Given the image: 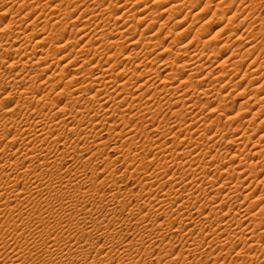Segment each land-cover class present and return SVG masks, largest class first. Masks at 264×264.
Returning <instances> with one entry per match:
<instances>
[{
  "label": "rangeland",
  "instance_id": "1",
  "mask_svg": "<svg viewBox=\"0 0 264 264\" xmlns=\"http://www.w3.org/2000/svg\"><path fill=\"white\" fill-rule=\"evenodd\" d=\"M8 1V2H7ZM6 2L4 1V2H1L0 3V12L1 11H4V12H9L10 14H8V15H6L5 17L6 18H4V25L3 26H6L5 24H7L6 22H8L9 21V23L7 24V25H11V26H9L8 27V29L7 28H4L2 25L0 26V28L2 29V27H3V29H2V31H1V33H0V35L2 36V35H5L6 37H8V36H10V34H11V37L13 36L14 37V33H16L15 35H17L19 32V30L20 31H22V30H30L31 29V26L34 24L35 26H36V30H37V27H38V29L40 28V31H41V29H43V28H41L42 26H43V24H45V25H47V26H45V28H46V30H47V27H49V32H48V30H47V33H48V35H50L51 36V34H49V33H52V31H55V29L57 28V29H59V25H61L62 23L61 22H63V18H65V17H63V16H65V15H68V16H66V18L65 19H67L65 22H66V24H65V22H63V24L61 25V27H60V29H59V31L58 32H60V30H61V32H62V30H63V28L65 29L63 32H66V37H68L69 38V40H68V46L65 48V49H67V50H65V49H63V50H65L64 52H63V50L62 51H58V52H56V54H57V56H52V59H51V57H49V58H47L46 59V61L44 62H42L41 64H40V66H36L35 68H34V70H33V72L35 71V73L36 74H38V75H40L41 74V69L43 68H45L44 70H46V71H48L47 72V74H48V76L50 75V74H53L52 72H54L55 70H57L54 74H53V76H55V77H53L52 79H50V81L48 80V82H46L47 80V75H46V72H43V75L41 74V77L40 76H38V82H40V83H42V81L43 82H45L46 83V85H45V83H43L42 84V91H40V93H36L35 95L36 96H38V97H40V96H42V94L41 93H47V90L49 91V90H51L52 88H54V86H53V82L55 83V82H57V84H56V87H55V89H56V91H57V89H58V87H59V89L65 84V82L67 81V78H68V86L69 87H71L70 89H73V88H75V83H76V81L77 82H80L79 84H81L80 85V87H81V89L79 90V91H76V93L75 92H72V93H74L73 94V96H72V94L71 93H68L67 94V92L65 93V94H63L64 96L62 97V99L59 101V100H57L56 101V104H61V105H63L64 103H69L68 104V110L70 111V110H74L75 108H78L79 106H78V104L76 103V101H74L76 98L78 99V96H79V94H80V97L79 98H82V99H85V97L87 98L89 95H88V93H87V87H85V85H86V83L85 84H82V81H88V82H90L91 81V79H90V75H85V73H83L84 75H82L81 73L84 71V70H86V68H84V69H82V70H74L75 68H77L76 66H78V65H76V63H77V61L78 62H82L83 60H85V56L83 55L82 56V54H80V58H79V56L77 55V54H79V53H81V51L83 50V49H85L87 46H88V44H84V43H87V41L89 42V40H85L84 39V37L86 38V39H90V37H91V39L90 40H92V39H95V38H97V37H99V36H101V35H99V34H101V33H105V34H109L110 32H109V30L110 29H105L104 27L103 28H101L102 26H100V24H98V23H95V21H91V20H89L90 18L89 17H91V16H93V14L95 13V11H96V13L94 14V15H96V14H98V12L100 11L99 9V7L97 6L96 8H95V6L93 7V6H91L88 10L86 9L87 8V4L86 5H84L85 3H88L89 2V5L90 4H93L94 3V1L93 2H91V0H7ZM9 1H11V2H9ZM34 2V4H33V2ZM48 1V2H47ZM61 1V2H60ZM85 1V2H84ZM105 1L106 2H111V0H104V3H105ZM126 1V0H125ZM124 1V2H125ZM135 0H129L128 2L129 3H131V2H133V3H135L136 1L137 2H141V0H136L135 2H134ZM153 1V2H152ZM150 0V5H152L151 7H148V5H143L144 7H148L147 8V10H150V11H147V13H150L152 10L153 11H155V10H157V9H159L158 10V12H154V14L153 15H151L148 19L146 18V20L144 21V23H142V22H140V23H138L137 24V26H138V29H139V31H137L138 33H136V35H134V37L136 38H138V36L140 35V33L141 32H143V30H144V33L146 32V34H154V31H155V33H157V38H159L160 40L159 41H164L163 42V44H160L159 46H160V48H158L159 46H157V48H156V46H153V43L152 44H148L147 43V41L148 40H144V42H143V40H142V42H140V45H138V46H142V44H143V46L142 47H145L146 46V48L149 46L150 48L151 47H154V49L152 48V54L154 53V55H152V57H154L155 56V53H156V55L157 56H159L158 54V52H162L163 50L162 49H164L165 50V48L167 49V47H166V45L171 41V40H173V39H175L176 37H180L181 36V34L180 35H177L181 30H184L185 29V27L186 26H188L189 27V29H188V31L186 32V37L184 36L183 38H181V39H183V40H180L182 43H178V45L177 46H179V47H176V45H174V47H169V48H173L172 50L171 49H167V53H165V55L164 56H159L158 57V60H156L155 62L157 63V61H158V63L157 64H155V62H153L154 64L153 65H150V67L151 66H153L152 68H150L149 67V69H147V70H145V71H148V70H150V69H153V70H156V68H160L161 66L164 68L165 67V65L164 64H166L165 63V61L164 60H167V57L169 58V57H172V58H170V59H172V60H174V62L176 63V61H177V64H175V63H173L172 62V60H170V59H168V61L171 63H167V64H169V69L170 68H174L173 70H175V68H176V70L175 71H173L172 70V72L171 71H169V73H171V74H173V72L174 73H177L178 72V69H179V72H178V74H179V76L175 79V80H173V84L171 85V84H169V87L171 88V90H169V94L168 93H166L165 94V98H162V100L160 99V101L158 100V101H153V102H151V106L153 107V109H152V111H154L155 109H158V112H157V115L156 116H154V117H157V118H151L150 116V119H148V117L147 118H145L144 119V121L145 122H143V117L141 116L142 114H143V112L140 114V111H137V110H134L133 108H130L129 109V112H128V110H127V112H126V114H125V111L123 112L124 114H122V113H120V115H118V116H116V117H113L112 118V120L113 121H121V123H122V120H123V118H122V115L125 117V119H126V117H127V119H129V121H130V123H129V125L128 126H125L126 128H124L123 129V127L124 126H122V124L120 125L121 127H119V129H117V131H116V133H112V134H110L109 135V133H107V132H105V133H102V135H104V138H106V139H104L106 142H108V144L106 145V147H104L105 148V150H104V152H103V154L102 155H100V156H98L95 160H97L94 164H92V169H90L89 167H88V172H87V174H88V176H95L96 174H95V172H97V174H99V173H103L104 172V170H106V171H108L106 168H107V166L110 164V166L108 167V168H112L111 170H118V172H116V173H113L112 174V179H111V181L110 182H107V184L105 185V184H103L102 185V187L99 185V184H95L94 186H97V187H99V191H100V193H104V194H106V192H107V194H109V192L110 191H112V190H114V189H116L118 186V189L117 190H121L120 192H122V194H120V199L118 198V199H116V200H112L111 201V198H108L107 197V199H101V200H96V202H95V204H93L94 203V201L92 202L91 201V205L93 206H91V205H89V206H91V207H89L88 205H86V203L84 204V203H82L81 202V204H80V202H79V204L81 205H79L77 202V200H79V201H86L87 200V198H84L83 199V196H82V198L78 195L77 196V192L75 191V189H74V185L73 184H69L68 185V208H70V209H68V216H67V214H65L64 215V213L63 214H61L63 217H60L61 215H59V214H57V213H59L58 212V209L57 208H60L59 207V203H60V198H58L59 196H60V189L58 190L57 188H59V186L58 185H56L55 187H54V189L52 190H48V189H46V185H45V182L43 183V181L44 180H40V184H41V188H42V193L43 192H45V195H44V193L42 194V196H43V199H39V196H35V195H32V194H34V193H30V188H29V186L28 185H26L27 183H26V181H24L23 182V180H22V182L19 184V187H17V188H12L11 189V192H10V190L8 191V193L6 192L5 193V195L4 196H2V197H0V201L2 202H0V204H1V206H0V208H1V210H0V256L2 255V256H4L3 258L2 257H0V264H59V261H55V263H54V261H52L51 260V258L49 257L50 255H49V253H47L46 251L49 249V251L50 252H54V253H56L59 249H60V247L61 248H63L64 246V244H65V240H66V238H67V234L65 233V231H63V233H62V230L61 229H59V228H54L55 226H56V224H57V222H58V225L60 226V227H65L66 229H68V238H67V240H68V256L70 255V252H71V250H72V255H70L71 257H72V259H70L71 257H68V264H264V249H263V247H264V222L261 224V223H259V222H257V221H259V219H257V218H260L261 217V215H254L255 213L256 214H258V211H259V208L262 206V205H257V206H255L254 208H252V210L248 213V212H246L245 210H247L249 207H248V205H250L251 204V202H254V201H252V200H255V201H257V199H256V197L258 196H260V193H261V195H264V193H263V191H264V182H261V179H262V181H264V156H256V157H252V159H251V161H250V163L249 164H251V162H253L254 164H256L255 166H260V167H258V169H259V173L257 174V175H251V173H247V171L243 174V175H241V177H240V175L238 174L239 172H244L245 170H243L244 169V167H241V168H237V169H235L236 170V172L237 173H235L234 175H233V177H231L232 178V181H234L233 183H232V181L231 180H229V181H227L228 179V175L223 171L224 170V168H227V167H225V166H227V165H229V164H225L226 162H227V160L229 161V159L232 157V159L234 158V157H238V156H235V155H237V154H239L240 152L242 153V151L243 150H245L246 148L245 147H243V146H241V143L240 142H233V139H235V138H233V136L234 135H236L233 131L235 130V128H238V129H240V131H242V129H243V131H244V129H246V128H248L249 127V129H251L252 127L254 128V126H255V130H256V126H258L259 125V122H260V124H261V121H263L264 119V115H261V116H256L255 115V112H257V110H258V107H259V105H257V107H252V108H244L243 107V109H242V107H240L241 106V103L244 101V100H250V103H251V105H252V103H255L256 101H257V98H264L263 96H264V0H197V1H199V2H197V1H193V0H184V2H183V0H159V1H157V0ZM175 1H180L181 2V4L179 3L178 5H177V7L178 6H183L184 8H185V10H184V8L182 7V8H180V9H175V11L173 12V14H172V12H171V14H172V16L174 15V14H176L177 16L178 15H180V16H176V15H174V17H171L169 14H170V12H168L169 14H166V13H162V11H163V9L164 10H166V9H169V8H171L172 6H174V4L176 5V2ZM186 1V2H185ZM189 1V2H188ZM192 1V2H191ZM208 1V2H207ZM210 1V2H209ZM30 3V5H34V6H30V8L31 9H29V4L28 5H25V3ZM40 4H42V5H40ZM43 2H44V4H43ZM47 2V3H46ZM58 2H60L61 4H58ZM63 2V3H62ZM76 2V3H75ZM118 2H120L119 4H121L122 3V5L123 4H125V3H123V0H118ZM156 2V3H155ZM191 2V3H190ZM196 2V3H195ZM218 2H225V5L224 4H221V6L223 5V7H217L218 9H216V5H217V3ZM2 3H3V5H2ZM13 3V4H12ZM81 3V4H80ZM84 3V4H83ZM101 3H103V0L101 1ZM115 3V2H114ZM113 3V5H115L114 7L112 6V8L114 9H112L113 10V13L114 14H116V13H118V14H116V16L113 18V19H115V18H117V15L119 16H121V12H122V16H123V11L125 10L124 8H117L119 5L117 4V6H116V4H114ZM132 3V4H133ZM199 3V5H197ZM23 4H24V6H25V9H23L24 8V6H23ZM48 4V5H47ZM56 4H58V5H56ZM63 4V5H62ZM76 5V7H75V5ZM95 4V3H94ZM193 4V7L191 6ZM216 4V5H215ZM36 5H37V12H35V10H36ZM47 6V8H44V7H46ZM60 5V6H59ZM81 8V10H79V8H78V6ZM81 5V6H80ZM83 5V6H82ZM187 5V6H186ZM190 7H189V6ZM205 5V6H204ZM38 6H41V7H38ZM73 6L75 7V8H73ZM86 8H85V7ZM227 6V7H226ZM10 7V8H9ZM53 7V8H52ZM61 7V8H60ZM188 7V8H187ZM199 7V8H198ZM224 7H226V8H224ZM7 8L9 9V10H7ZM13 8V9H12ZM34 8H35V10H34ZM39 8H40V10H39ZM42 8H44L43 10H42ZM71 8V9H70ZM83 8V9H82ZM93 8H95L94 9V11H93ZM116 8V9H115ZM189 8H194V9H189ZM197 10H196V9ZM228 8H229V10H228ZM11 9V10H10ZM61 9V10H60ZM64 9H66V10H64ZM76 9V10H75ZM86 9V10H85ZM92 10V12H91V10ZM123 9V10H122ZM139 9H143V7H142V5H141V7L139 8ZM155 9V10H154ZM184 11H183V10ZM189 11V10H191L192 12L191 13H193V15L190 13V15L188 14L189 12L187 11V10ZM199 9V10H198ZM224 9V10H223ZM25 10V11H24ZM29 10V11H28ZM45 10V11H44ZM47 10V11H46ZM63 10V11H62ZM72 10V11H71ZM79 10V11H78ZM86 12H85V11ZM90 10V11H89ZM116 10V11H115ZM122 10V11H121ZM178 10H179V12H178ZM226 10H228L227 12L228 13H226ZM27 11H28V13H27ZM43 11H44V13H43ZM70 11V12H69ZM195 11V12H194ZM197 11V12H196ZM223 11H224V13L226 14H224L223 13ZM14 12H15V14H14ZM23 12V13H22ZM27 13V17H25V16H23L24 14H26ZM54 12V13H53ZM61 14H60V13ZM63 12H64V14H63ZM72 12V13H71ZM85 12V13H84ZM91 12V13H90ZM43 13V14H42ZM47 13V14H46ZM50 13V14H49ZM57 13V14H56ZM69 13V14H68ZM92 14V15H90V14ZM178 13V14H177ZM181 13V14H180ZM13 14V15H12ZM37 14H41L40 15V17H39V15H37ZM45 14V15H44ZM82 14V15H81ZM188 16H187V15ZM201 14V15H200ZM12 16L11 18L13 19V21H11L10 20V16ZM32 15V16H31ZM47 15V16H46ZM51 15V16H50ZM88 15H89V17H88ZM148 16H149V14H147ZM169 15V16H168ZM195 15V16H194ZM196 15H198L199 17L197 18L196 17ZM252 15V16H251ZM8 16V17H7ZM14 16V17H13ZM23 16V17H22ZM35 16H37L36 18H35ZM45 16V17H44ZM57 16V17H56ZM58 16H60V19H58L59 17ZM86 16V17H85ZM140 15H138V18H140L139 17ZM176 16V17H175ZM185 16V17H184ZM231 16V17H230ZM18 17V18H17ZM24 17H25V19H24ZM48 19H47V18ZM61 17H63L62 19H61ZM77 17H81L80 19L78 18L77 19ZM83 17V18H82ZM87 17H88V20H87ZM107 17V16H106ZM124 17H125V19H126V15L124 14ZM142 17H144V15L142 16ZM170 17H171V19H170ZM194 17H196V19L194 18ZM224 17V18H223ZM19 18H21L20 19V21L18 20ZM43 18V19H42ZM47 19V21H48V23H46L47 21H45L46 19ZM167 18V19H166ZM193 18V19H192ZM232 18V19H231ZM5 19H6V21H5ZM25 21H24V20ZM30 19V20H29ZM33 19L35 20L34 22H33ZM39 21H38V20ZM64 19V20H65ZM70 19V20H69ZM76 19V20H75ZM87 21H86V20ZM128 19V18H127ZM126 19V20H127ZM156 19V20H155ZM176 19H179L178 21H182L183 23H181V24H178V21L176 20ZM184 19V20H183ZM228 19V20H227ZM235 19H237V20H235ZM8 20V21H7ZM16 20V21H15ZM17 20H18V22H17ZM32 20V21H31ZM51 20V21H50ZM55 20H57L56 22H55ZM62 20V21H61ZM75 20V21H74ZM148 20H149V22H148ZM153 20L155 21V22H153ZM164 20H167V22L168 23H166V21H164ZM169 20V21H168ZM232 20H233V22H232ZM235 20V21H234ZM21 21H24L23 23L21 22ZM36 21H37V23H36ZM41 21H43V22H41ZM50 21V22H49ZM53 21H54V24L53 25H51L52 23H53ZM163 21H164V23H163ZM193 21V22H192ZM2 22V23H3ZM11 22H13L14 24H12ZM20 22H21V24H20ZM25 22H26V24H25ZM29 22L31 23L30 25H28L29 24ZM45 22V23H44ZM52 22V23H51ZM112 22H113V20H112ZM176 22V23H175ZM33 23V24H32ZM37 25H36V24ZM60 23V24H59ZM89 23V24H88ZM91 23V24H90ZM131 22H127V24H125V25H122V27H119V31L118 32H123V30L125 31V30H127V29H129V24H130ZM133 23H135V22H133ZM151 23H154L153 25L151 24ZM164 25H163V24ZM175 23V24H174ZM193 23V24H192ZM239 23H241V24H239ZM18 24V29H16L17 28V26L16 25ZM19 24H20V26H19ZM69 24V26H67ZM227 24H229V25H227ZM15 26V29H14V26ZM33 25V27H35ZM39 25V26H38ZM64 25H66V27H64ZM85 25H87L86 27H85ZM126 25L127 26H129V27H127V29H126ZM149 25V26H148ZM192 25V26H191ZM13 26V27H12ZM41 26V27H40ZM52 26V27H51ZM56 26V27H55ZM84 27V28H81V27ZM96 26V27H95ZM237 26V27H236ZM22 27V28H21ZM53 27H55V28H53ZM93 27V28H92ZM124 27V28H123ZM188 27H186V28H188ZM262 27V28H261ZM10 28V29H9ZM26 28H28V29H26ZM44 28V29H45ZM52 30H51V29ZM76 30H75V29ZM81 28V29H80ZM107 28V27H106ZM161 30H160V29ZM235 28V29H234ZM5 29V30H4ZM73 29V30H72ZM80 29V30H79ZM83 29V30H82ZM84 29H85V31L86 32H84ZM120 29H123L122 31H120ZM245 29V30H244ZM4 30V31H3ZM71 30H72V32H71ZM82 30V31H81ZM97 30V31H96ZM134 29H132V31H133ZM200 30V31H199ZM202 30V31H201ZM15 31H17V32H15ZM37 31H39V30H37ZM78 31V32H77ZM111 31V30H110ZM131 31V30H130ZM141 31V32H140ZM197 31H199L198 32V34L199 35H202L201 37H203L204 36V38L203 39H205V41H207L208 39L210 40V39H213L214 41V43H216V42H218V45H221V47H223L224 49L222 50V52L219 50L218 51V53H216V55L215 54H209L210 56L211 55H213V56H211V58H214V59H212V61H213V63H212V61H211V58L210 57H208V59L209 60H206L207 58H205L203 61H204V65H203V67L205 68V66H206V68L205 69H207V70H205L204 71V68L203 67H201V68H199V71L201 72L200 73V75H199V77H193L192 78V81L191 80H188V81H186L185 79H187L186 77H187V75L189 74L188 72H190V71H188L187 70V68H186V66L188 67V64L190 65L191 64V61H190V53L192 52L191 50H193V47H194V45H193V47L192 46H190V48H188V49H190V50H188L187 48V50L188 51H191V52H188L186 49L185 50H181L180 51V47H182V45L184 44V43H189V41L191 40L190 39V37L192 38L193 36H194V34H195V32H197ZM70 34H68V33ZM83 32V33H82ZM202 34H201V33ZM5 33V34H4ZM9 33V34H8ZM46 33V34H47ZM95 33V34H94ZM116 33V32H115ZM7 34H8V36H7ZM68 34V35H67ZM81 34V35H80ZM84 34H85V36H84ZM209 34V35H208ZM0 36V37H1ZM78 36V37H77ZM82 36H84V37H82ZM90 36V37H89ZM92 36H94V37H92ZM114 36H118L117 34H114ZM206 36H208V37H206ZM13 37L12 38H10V40L11 39H13ZM39 37V36H38ZM38 37H37V35H36V37H35V39L34 40H37L38 39ZM52 37V36H51ZM119 37V36H118ZM189 37V38H188ZM212 37V38H211ZM37 38V39H36ZM40 38V37H39ZM76 38H80V39H76ZM81 38H83V40H81ZM167 38V39H166ZM208 38V39H207ZM72 39V40H71ZM188 39H189V41H188ZM74 40H78L77 41V43L74 41ZM123 40V39H122ZM125 40V39H124ZM129 40V39H128ZM155 40V39H154ZM70 41V42H69ZM72 41V42H71ZM82 41H84V42H82ZM127 40H125V44H124V50H125V53L124 54H129V52H130V49H132V48H130V47H128L127 45L129 44L128 42H130V41H127ZM179 41V42H180ZM183 41H184V43H183ZM36 42V41H35ZM155 42V41H154ZM168 42V43H167ZM47 43V42H46ZM82 44V46H83V44L84 45H86V46H83V49H82V46H81V44ZM142 43V44H141ZM225 44V45H224ZM227 44V45H226ZM34 45H35V43H34ZM48 45H50L49 44V42H48ZM48 45H46L45 43L43 44V46L44 47H42L43 49H45L46 50V48L48 47V49L43 53V55H41V53H38V54H40V55H36V56H42L43 58H45L44 56L46 55L45 53H47V51H54V48H53V46L52 45H50V46H48ZM78 45H80V46H78ZM185 45V44H184ZM165 46V47H164ZM225 46V47H224ZM50 47V48H49ZM52 47V48H51ZM75 47V48H74ZM228 47V48H227ZM230 47V48H229ZM129 48V49H128ZM53 49V50H52ZM87 49V48H86ZM115 49V48H114ZM113 49V50H114ZM178 51H177V50ZM199 49H200V46H199ZM201 49H203V48H201ZM251 49V50H250ZM112 50V49H111ZM169 50H171V51H169ZM50 51V52H51ZM75 51V52H74ZM77 51H78V53H77ZM80 51V52H79ZM154 51H156V52H154ZM187 52V54H185L186 52ZM170 54H169V53ZM180 52H182V53H180ZM28 53V52H27ZM53 53V52H52ZM52 53H50V54H52ZM67 55H66V54ZM69 53V54H68ZM158 53V54H157ZM177 53V54H176ZM63 54V55H62ZM170 55V56H167V55ZM185 54V55H184ZM67 56L66 58H67V60L69 59V56H70V60H72V61H67V60H65L64 61V59H62L61 61H59L58 62V60H59V58H62V56ZM77 57V61H73V59H72V57H75V56ZM188 55V56H187ZM218 55V56H217ZM23 56V57H22ZM20 58L19 57H16L17 59H16V61L17 60H22V62H24V61H26V59H24L26 56L27 57H30L31 55H29V53L27 54V55H25V57H24V55H22ZM214 56H217V57H214ZM13 56H9V57H7L6 58V60H5V62L4 63H1L0 64V69H2V71H3V69H5V70H7V71H12V72H19V70L21 69V67H18L19 65L17 64V66H15V68L13 67V69H12V67H8L9 65H8V63H7V61H9V60H12L13 58H12ZM32 57V56H31ZM30 57V59H32V60H34L33 58H31ZM55 57V58H54ZM75 57V58H76ZM83 57V59H81ZM100 57V58H99ZM124 57H126L125 55H120L118 58V60L121 62V65L122 64H126L127 62H129V61H125V60H123V58ZM163 57V58H162ZM164 57H166V58H164ZM189 57V58H188ZM55 60H54V59ZM107 58H108V55L107 54H102V53H100L99 54V56L97 55L96 57H95V59H94V62H102V63H105L106 61L105 60H107ZM159 58H162V59H159ZM228 58V59H227ZM232 58V59H231ZM24 59V60H23ZM49 59V60H48ZM164 59V60H163ZM48 60V61H47ZM52 60V61H51ZM54 60V61H53ZM57 60V61H56ZM75 60V59H74ZM224 60V62L227 60L228 61V64H227V62L226 63H224V62H222ZM58 63H56V62ZM63 61V62H62ZM105 61V62H104ZM136 60H132V62H135ZM162 63H160V62ZM163 61H164V63H163ZM185 61H187L188 62V64H187V62H185ZM190 61V62H189ZM207 61H209L210 62V64H209V62L207 63ZM52 62V66L51 67H53V68H50V67H48V65H50V63ZM65 62V63H64ZM66 62H68V65L69 64H71V66L69 65L68 66V70L66 71V74H68V75H61L60 77H59V75H60V73L58 74V70H60L59 69V67L61 68V66H63V65H65L66 64ZM131 62V63H132ZM184 63L183 65H184V67L186 68H184L183 69V67H180V65L181 66H183L182 65V63ZM206 62V63H205ZM231 62V63H230ZM46 63V64H45ZM48 63V64H47ZM173 63V64H172ZM220 63V64H219ZM221 63H223L224 64V66H223V64H221ZM233 63H235V64H233ZM72 64H75V65H72ZM78 64V63H77ZM159 64H161V66L159 65ZM174 64H175V67H174ZM180 64V65H179ZM233 64V66H231ZM250 64V65H249ZM3 67H2V66ZM42 65V66H41ZM54 65V66H53ZM121 65L119 66V68H121ZM172 65V66H171ZM177 65H178V69H177ZM221 65H222V67H221ZM242 65V66H241ZM249 65V66H248ZM46 66V67H45ZM59 66V67H58ZM103 66H105V65H103ZM160 66V67H159ZM211 66V67H210ZM221 68H220V67ZM39 67V68H38ZM156 67V68H155ZM160 68V70L161 71H163V68ZM180 67V68H179ZM207 67H209V68H207ZM8 68H10L11 70H9ZM46 68H48V69H46ZM58 68V69H57ZM182 68V69H181ZM190 67H188V69H189ZM203 68V69H202ZM219 68V69H218ZM39 69V70H38ZM165 69V68H164ZM225 71H224V70ZM50 70V71H49ZM74 70V71H73ZM182 70V71H181ZM186 70V71H185ZM203 70V71H202ZM212 70H214L212 73L210 72V71H212ZM256 70V71H255ZM258 70V71H257ZM39 71V72H38ZM41 71V72H40ZM181 71V72H180ZM184 71V72H183ZM209 73H208V72ZM227 71V72H226ZM216 72V73H215ZM74 73H76V74H74ZM79 73V74H78ZM226 73V74H225ZM45 74V75H44ZM55 74H57V75H55ZM72 74H74L76 77H74L75 79H77V80H75V83H71V81H69L70 79H71V75ZM81 74V76H80V78H78L79 77V75ZM182 74V75H181ZM211 74V75H210ZM218 74H219V77H218ZM223 74V75H222ZM233 74V75H232ZM162 75H165V73H163L162 72ZM203 75V76H202ZM207 75V76H206ZM64 78H63V77ZM78 76V77H77ZM82 76H85V77H82ZM166 76V75H165ZM223 77V78H222ZM225 77V78H224ZM228 77V78H227ZM46 78V79H45ZM56 78V79H55ZM60 78H61V80H60ZM62 78H63V81H62ZM220 78V79H219ZM43 79V80H42ZM120 79V78H119ZM200 79V80H199ZM8 80V79H7ZM64 80H65V82H64ZM144 80V78L143 77H141V78H137V80H135V81H139V82H142ZM182 80H183V82H182ZM229 80V81H228ZM232 80V81H231ZM62 83H61V82ZM120 81V80H119ZM118 81V82H119ZM263 82V83H262ZM8 83V82H7ZM7 83H4V88H2V92L0 93V100H1V98L2 97H4L5 96V92H9V90H10V88L11 87H9V85L10 86H12L13 85V83H12V85L11 84H7ZM58 83H59V85H58ZM64 83V84H63ZM158 84H159V82H158ZM183 84H185V85H183ZM186 84H187V86L189 85V87L188 88H190V89H188L187 88V86H186ZM7 85V86H6ZM45 85V86H44ZM50 85V86H49ZM62 85V86H61ZM83 85H84V87H83ZM44 86V87H43ZM49 86V87H48ZM51 86H52V88H51ZM180 88H179V87ZM184 86V87H183ZM197 86V87H196ZM260 86V87H259ZM6 87V88H5ZM8 87V88H7ZM43 88H45L44 90H43ZM48 88V89H47ZM186 88V89H185ZM193 88V89H192ZM196 88V89H195ZM257 88V90H259L260 92H257V94H252L253 93V89H256ZM58 89V90H59ZM92 89L93 88H89V92H91L92 91ZM183 89V90H182ZM198 89V90H197ZM206 90V93H207V91H208V93L206 94L205 93V91H204V94H206V95H204L203 93H201L203 90ZM208 89V90H207ZM262 89V90H261ZM3 90H5V92H3ZM7 90V91H6ZM68 90H69V88H68ZM179 90V91H178ZM185 90H187L188 91V95H185V96H182L183 97V101L182 100H179L178 101V103H176L177 102V100L178 99H180L181 97H180V95L181 94H183V92L185 93ZM197 90V91H196ZM253 90V91H252ZM44 91V92H43ZM170 91H172V92H170ZM183 91V92H182ZM232 91V92H231ZM84 92V93H83ZM86 92V93H85ZM240 92H242V93H240ZM243 92H246L245 93V95L244 96H242L244 93ZM53 93V92H52ZM77 93H79V94H77ZM227 93V94H226ZM262 93V94H261ZM173 94H175L174 96H173ZM88 95V96H87ZM256 95V96H255ZM68 96V97H67ZM73 97L72 99H70L71 97ZM77 96V97H76ZM170 96V97H169ZM180 98H179V97ZM247 96V97H246ZM261 96V97H260ZM14 97V98H13ZM75 97V98H74ZM167 97V98H166ZM64 98V99H63ZM189 98V99H188ZM198 98V99H197ZM170 99V100H169ZM177 99V100H176ZM221 101H220V100ZM223 99H225V100H227L228 102L226 103V105H227V107H226V105L224 104V102L222 101ZM17 100V98H15V95L14 96H11L10 97V99H8V102L10 101V103H6V105L7 104H11L12 106L15 104V101ZM63 100V101H62ZM65 100H66V102H65ZM70 100V101H69ZM79 100V99H78ZM87 100V99H86ZM166 100V101H165ZM168 100V101H167ZM172 100V101H171ZM171 101V103H173L172 105L173 106H171V104L169 103ZM198 101V102H197ZM234 101V102H233ZM5 102V101H4ZM12 102V103H11ZM58 102H60V103H58ZM160 102V103H159ZM185 102V103H184ZM187 102V103H186ZM220 102H221V104H220ZM222 102H223V104H222ZM34 104H32L31 103V105L32 106H35V102H33ZM162 103V104H161ZM184 103V104H183ZM235 103V104H234ZM54 105L53 106V108H56V107H58V105ZM70 104H72V105H70ZM186 104V105H185ZM199 104V105H198ZM218 104V105H217ZM234 106H233V105ZM240 104V105H239ZM6 105H4V108H5V106ZM11 105H10V107H11ZM154 105V106H153ZM157 105V106H156ZM176 105V106H175ZM196 105V106H195ZM202 105V106H201ZM217 105V106H216ZM238 105H239V107H238ZM0 106H1V104H0ZM52 106V105H51ZM56 106V107H55ZM60 106V105H59ZM70 106V107H69ZM122 106V107H121ZM120 107L121 108H118L117 107V105H115V107L117 108V110L120 112L121 110L120 109H123V106H124V104H122ZM163 106V107H162ZM188 106V107H187ZM195 108H194V107ZM231 106H233V107H231ZM3 107V106H2ZM1 107V108H2ZM75 107V108H74ZM126 107V106H125ZM124 107V108H125ZM182 109H181V108ZM186 107H187V110H186ZM190 107V108H189ZM193 107V108H192ZM225 107H226V109H225ZM74 108V109H73ZM115 108V109H116ZM172 108V109H171ZM189 108V109H188ZM231 110H230V109ZM241 108V109H240ZM7 108H5L4 109V111L6 110ZM79 109V108H78ZM170 109V110H169ZM178 109V110H177ZM182 110V112H181V110ZM191 109H193V110H191ZM212 109V110H211ZM224 109V110H223ZM227 109H229V110H227ZM234 110V113H232V111ZM238 109H239V111H238ZM160 110V111H159ZM180 110V114L181 115H179V113L178 112H175V111H179ZM192 112V113H190V111ZM225 110H227V111H225ZM137 114H135L134 112ZM172 111L176 114H178V115H176V118L174 117V116H172V115H175V114H172ZM188 111V112H187ZM225 112H227L226 114H225ZM229 112L230 113H232V114H229ZM131 113V114H130ZM135 114V116H134V114ZM184 114V116H183V114ZM197 113V114H196ZM199 113V114H198ZM201 113V114H200ZM122 114V115H121ZM191 114V115H190ZM195 114V115H194ZM254 114V115H253ZM264 114V113H263ZM100 115H102V114H100ZM133 115V116H132ZM140 115V118L139 117H137V116H139ZM197 115V117L196 118H193V116L195 117ZM198 115H199V117L201 118H199L198 117ZM201 115V116H200ZM213 115V116H212ZM91 116H93V115H91ZM217 116V117H216ZM236 116V117H235ZM95 117V116H94ZM99 117V116H98ZM97 117V118H98ZM134 117V118H133ZM186 117V118H185ZM189 117H190V120H189ZM203 117H205V119L203 118ZM254 117V118H253ZM256 117V118H255ZM138 118V119H137ZM175 118V119H174ZM184 118V119H183ZM194 119V121H193V119ZM203 118V119H202ZM214 119V121H212L213 119ZM218 118V119H217ZM262 118V119H261ZM126 119V120H127ZM152 119H154L153 121L155 122H152ZM181 119V121H179ZM183 119V120H182ZM197 119H200L199 121L201 122H198V120ZM207 119V120H206ZM218 120V121H216V120ZM251 119V120H250ZM142 120V123L140 122ZM148 120H149V122H148ZM151 120V121H150ZM186 120V123H185V125H181V124H184V121ZM197 120V121H196ZM117 121V122H118ZM176 121V122H175ZM179 121V122H178ZM195 121H196V123L198 122V124L196 125V123H195ZM204 121H207L206 123L204 122ZM212 121V122H211ZM216 121V122H215ZM118 122V123H119ZM180 122H182V123H180ZM189 122H191V123H193L192 125H191V127L192 128H190V124H189ZM213 122H215V123H213ZM136 123V124H135ZM165 123V124H164ZM202 123H203V125H202ZM241 123V124H240ZM148 126H147V125ZM176 124V125H175ZM195 124V125H194ZM204 124H205V127H204ZM209 124V125H208ZM212 124V125H211ZM213 124H215V125H213ZM256 124V125H255ZM50 125H51V123H50ZM146 125V126H145ZM175 125V126H174ZM179 125V126H178ZM194 125V126H193ZM208 125V126H207ZM239 126V127H237V126ZM73 125H71V126H69L68 127V131L66 130L65 132L66 133H64V139H65V141H67V142H65L64 140H62L61 139V141H58L59 143L57 144V148L56 149H60V151L57 153V154H59V158L60 159H64V158H66V159H64L63 160V162H62V164L61 163H59V165L61 166H59L58 167V169H57V167H55L56 168V170H55V168H53V169H51V171L54 173V174H56V175H53V176H57L58 175V173H59V175L60 174H66V173H68V176L69 177H71V174H72V176H75V175H77V173L78 172H83L82 171V169L84 170L85 168L83 167V161H85L86 159H88V157H84L85 159L84 160H82V159H78V157L76 156V153H73V151H75V149H81V148H83V147H81L80 148V146H83L82 144L85 142L84 141V139H83V141L84 142H80V140H78V141H75L74 140V138H75V133L74 132H72V131H70L69 130V128L70 127H72ZM181 126V127H180ZM184 128H183V127ZM200 126V127H199ZM209 127V129H207V127ZM212 126V127H211ZM252 126V127H251ZM132 127V128H131ZM135 127V128H134ZM144 127V128H143ZM162 127V128H161ZM170 127H171V129H170ZM180 127V128H179ZM190 128V130L188 129V128ZM196 127H197V129H196ZM233 127V128H232ZM241 127V128H240ZM244 127V128H243ZM174 128V129H173ZM187 128V129H186ZM207 129V131H206V129ZM220 128V129H219ZM251 129V130H254V129ZM123 129V130H122ZM144 129V130H143ZM167 129H169L168 131H167ZM179 129V130H178ZM180 129H181V131H180ZM196 129V130H195ZM205 129V130H204ZM257 129H258V127H257ZM133 130V131H132ZM165 130H166V135H164L165 134ZM171 130V131H170ZM179 132H178V131ZM193 130V131H192ZM231 130V131H230ZM118 131H119V133H118ZM120 131H123L122 132V134H120L121 132ZM129 131H132V133L129 135L128 133H130ZM137 131V132H136ZM149 131V132H148ZM177 132V133H175V132ZM188 131V132H187ZM239 131V132H240ZM128 132V133H127ZM168 132V133H167ZM205 132V133H204ZM207 132V133H206ZM247 132H249L250 133V130H247ZM73 133V134H72ZM123 133H125V134H123ZM160 133V134H159ZM162 133H164V134H162ZM186 133V134H185ZM190 133V134H189ZM192 133V134H191ZM204 133V134H203ZM215 133H216V135H215ZM218 133V134H217ZM10 134H13V132H10ZM114 134H116V136H114ZM120 134V135H119ZM134 134V135H133ZM164 135V137L162 136V135ZM181 134V135H180ZM189 134V135H188ZM194 134V135H193ZM206 134V135H205ZM209 134V135H208ZM118 135V136H117ZM127 135V136H126ZM128 135L130 136V137H128ZM159 135V136H158ZM186 135V136H185ZM199 135H201V137L198 139V137L196 138V136H199ZM204 135V136H203ZM223 135H225L224 137H223ZM65 136H67L66 138H65ZM112 136V137H111ZM146 136V137H145ZM190 136H191V138H193L194 140H195V138L197 139V141L195 142L194 140H191V138H190ZM212 136V137H211ZM214 136V137H213ZM241 136V135H240ZM133 137V138H132ZM160 137V138H159ZM203 137V138H202ZM204 137H205V139H204ZM208 137H210L211 138V140H210V138H208ZM222 137V138H221ZM129 138V139H128ZM157 140H156V139ZM183 138H185V139H183ZM206 138H207V140L208 141H206ZM216 138V139H215ZM130 139H132V140H130ZM218 139V140H217ZM231 139V140H230ZM110 140V141H109ZM130 140V141H129ZM165 140V141H164ZM191 142V144H192V142L194 143L193 145L196 147H194L193 145L191 146V144H190V142ZM216 141V142H214V141ZM221 140H223V141H221ZM64 141V142H63ZM162 141V142H161ZM163 141H164V143H163ZM218 141H219V143H221V144H219L218 143ZM227 141V142H226ZM231 142L232 144H230L229 142ZM147 142V143H146ZM207 142H209V143H207ZM224 142H226V143H224ZM254 142H255V140H254ZM66 143V144H65ZM81 143V144H80ZM157 145H156V144ZM179 143V144H178ZM188 143H189V146H188ZM215 143H217V144H215ZM233 143H234V145H233ZM18 144H19V142H18ZM63 144V145H62ZM132 144V145H131ZM151 144H153V145H151ZM210 144H214V146H212V147H214V148H212V147H210ZM220 145V147H219V145ZM239 144H240V146H239ZM263 144H264V142L261 144V146H263ZM65 145V146H64ZM217 145V146H216ZM227 145V146H226ZM243 145V144H242ZM14 146H17L16 144L14 145ZM64 146V147H63ZM95 146V145H94ZM94 146L93 147H91V149H89V151H91L92 150V152L94 151ZM114 146H120V147H118L119 148V150L121 149V148H123V149H121L120 151H121V153H120V151H117V150H115L114 149ZM131 146V147H130ZM161 146H162V148H161ZM169 146V147H168ZM191 146V147H190ZM244 146H246L245 144H244ZM253 146V144H250V146H249V150H251V148H253L252 147ZM79 147V148H78ZM129 147V148H128ZM185 147V148H184ZM221 147H222V149H221ZM240 147V148H239ZM53 148V147H52ZM113 148V149H112ZM242 148H244V149H242ZM9 149H11V148H9ZM8 149V150H9ZM66 149V150H65ZM72 149H74V150H72ZM183 149V150H182ZM198 149V150H197ZM207 149H208V151H207ZM212 149H213V152H212ZM242 149V150H241ZM8 150H7V152H8ZM53 150V149H52ZM63 150H65V151H63ZM164 152H163V151ZM218 151L217 153H215L216 151ZM222 150V151H221ZM241 150V151H240ZM15 151V150H14ZM57 151V150H56ZM64 153V154H66V156H64V154H63V156H61L62 155V152ZM124 151V152H123ZM129 151V152H128ZM166 151V152H165ZM184 151V152H183ZM188 151V152H187ZM190 151V152H189ZM220 151V152H219ZM236 151H238L237 153H236ZM240 151V152H239ZM68 152H69V154H68ZM129 153V154H126V153ZM169 152V153H168ZM179 152H181V154L182 155H180L179 156ZM208 152H211V153H208ZM244 152V151H243ZM165 154V155H167V157L165 156V155H163L162 157H161V154ZM185 153V154H184ZM191 153V154H190ZM206 153V154H205ZM215 153V154H214ZM236 153V154H235ZM241 153H240V155H241ZM38 154V153H37ZM79 154H80V152H79ZM105 154V155H104ZM121 154V155H120ZM173 156H171V155ZM184 154V155H183ZM209 154V155H208ZM215 155V157L213 158V156ZM67 155H69V156H67ZM107 155V156H106ZM130 155V156H129ZM136 155V157L135 158H137V159H133L132 158V156L134 157ZM174 155H176V160L174 159L175 157H174ZM200 155H203V156H200ZM205 155V156H204ZM207 155V156H206ZM212 155V156H211ZM239 155V156H240ZM44 157L43 158H45L44 160H43V158H42V160H40L39 162H35L34 163V165L36 166H39L41 163H43V161H48V163L50 164H52V160L50 159V158H48V160H47V158H46V156L45 155H43ZM72 156V157H71ZM75 156L77 157V158H75ZM85 156H87V154L85 155ZM103 156V157H102ZM155 156V157H154ZM159 158H157V157ZM171 156V157H170ZM183 156H185V157H183ZM219 156V157H218ZM64 157V158H63ZM75 159H74V158ZM110 157V158H109ZM166 158V159H164V158ZM198 157V158H197ZM201 157V158H200ZM131 158V159H130ZM139 158H140V160L141 159H143V161L141 160V163L139 162L140 160H139ZM154 158V159H153ZM157 160H156V159ZM168 158V159H167ZM172 158V159H171ZM185 160H189V162L188 161H185ZM192 158H193V160H192ZM203 158V159H202ZM211 158H213V159H211ZM220 160H219V159ZM102 159V160H101ZM108 159V160H107ZM130 159V160H129ZM170 159L172 160V162L170 161ZM180 159H183V160H180ZM214 159H216V160H214ZM223 159V160H222ZM227 159V160H226ZM128 160V161H127ZM132 160H134V164L133 163H131L132 162ZM135 160H138V161H136L135 162ZM145 160V161H144ZM149 160V161H148ZM152 160L154 161V162H152ZM191 160V161H190ZM201 163V161H204V162H202V164H200L198 161ZM217 160H218V162H217ZM231 160V159H230ZM42 161V162H41ZM107 163V165H106V163ZM108 161V162H107ZM161 161V162H160ZM163 161H165V163L163 162ZM166 161H167V163H166ZM181 161V162H180ZM192 161H194V162H196V163H194V162H192ZM225 163H224V162ZM77 164H76V163ZM148 162V163H147ZM159 162H160V164H159ZM163 162V163H162ZM170 162H171V164L172 165H170ZM174 162V163H173ZM176 162V163H175ZM186 163V166H185V163ZM193 163V167H192V164H189V163ZM212 162V163H211ZM220 162V163H219ZM222 162H223V164H225V166H224V168H222V169H219L218 167H219V165H222ZM258 162H259V164H258ZM37 163V164H36ZM40 163V164H39ZM116 163V164H115ZM129 163H131V164H133V166H132V168L130 169V168H128V167H130L131 165L129 164ZM136 163H137V165H136ZM140 163V164H139ZM152 163V164H151ZM162 163V164H161ZM184 163V164H183ZM209 163V164H208ZM30 163H28V165H29ZM32 164V163H31ZM98 164V165H97ZM105 165V167H104V165ZM142 164H144V166L145 167H149V166H151L152 165V167H149L147 170H142V169H145V168H143L142 166V168H141V170H138L139 168H140V165H142ZM149 164V165H148ZM157 164H159L158 166H160V168L158 169V166H156ZM164 164L166 165V164H168V165H166V166H164ZM181 164H183L184 166H182ZM188 164V165H187ZM196 164V165H195ZM198 164H200L199 165V167L201 166L202 167V170L198 167ZM211 164V166H209ZM102 165V166H101ZM129 165V166H128ZM163 165V166H162ZM189 165H191L190 167L191 168H189ZM206 165H208V167L206 166ZM135 166H138V167H136V169H135ZM198 167V168H194V167ZM207 168H205V167ZM66 167H67V169H66ZM104 167V168H103ZM161 167L162 168H164V167H166V170H164V169H161ZM168 167V168H167ZM183 167H185V168H183ZM187 167V168H186ZM72 168V169H71ZM99 168V169H98ZM154 168V169H153ZM193 168V169H192ZM205 168V169H204ZM48 170L50 169V167L49 168H47ZM47 169L45 170V172H44V174H46L48 171H47ZM71 169V170H70ZM101 169V170H100ZM130 169V170H129ZM167 169H168V171H167ZM183 169V170H182ZM187 169V170H186ZM194 169L196 170V172H194ZM198 169V170H197ZM239 169V170H238ZM67 170H68V172H67ZM73 170V171H72ZM74 170H75V172H74ZM77 170V171H76ZM90 170H93V171H90ZM136 172H135V171ZM138 170V171H137ZM150 172H149V171ZM161 170V171H160ZM185 170V171H184ZM191 170V171H190ZM199 170H201L200 172H199ZM217 170H219V171H217ZM47 171V172H46ZM50 171V173H49V175L50 176H52V172ZM72 171V172H71ZM99 171V172H98ZM141 171V172H140ZM147 171H148V173H147ZM154 171H156L155 173H157V174H155V173H152V172ZM170 171V172H169ZM182 171H183V173H188L189 171V173L187 174V176L188 177H186V175L184 174H182ZM61 172V173H60ZM110 172V171H109ZM126 172V173H125ZM144 172L146 173V175L144 174ZM165 172H166V174H165ZM168 172V173H167ZM192 172V173H191ZM204 172V173H203ZM52 173V174H51ZM71 173V174H70ZM84 173V172H83ZM138 173V174H137ZM149 173H151V175L149 174ZM161 173H163V174H161ZM194 173V174H193ZM222 174V176H221V174ZM39 174V173H38ZM75 174V175H74ZM148 174H149V177H148ZM155 174V175H154ZM161 174V175H160ZM164 174H165V176H164ZM183 175V178H182V175ZM191 174V175H190ZM198 174V175H197ZM205 175V176H203V175ZM238 174V175H237ZM107 174H105V176H106ZM144 175V176H143ZM157 175V177H155ZM164 177H163V176ZM172 175H174V176H172ZM191 176V179H190V176ZM195 175H197V176H195ZM200 175H202V176H200ZM224 175H225V177H224ZM249 175H251V176H255V178H253V177H250ZM153 176V177H152ZM160 176V177H159ZM195 178H197V179H195ZM231 176H232V174H231ZM248 176V177H247ZM114 177H115V180H114ZM152 179H156L155 181L154 180H152ZM172 177H174V178H172ZM180 179H179V178ZM214 179H212V178ZM239 177V178H238ZM142 178V179H141ZM146 178H148V179H146ZM161 178V179H160ZM172 178V179H171ZM176 178V179H175ZM184 178H186L185 180H184ZM193 178V179H192ZM224 178H226L227 180H225ZM244 178H246V179H244ZM250 178V179H249ZM260 178V179H259ZM41 179H42V177H41ZM141 179V180H140ZM162 179H164V180H162ZM177 179H178V183H177ZM182 179V180H181ZM200 179V180H199ZM215 179H217V180H215ZM237 179H238V181H237ZM240 179V180H239ZM251 179H252V181L253 182H251ZM256 179V180H255ZM172 180V181H171ZM175 180H176V182H175ZM190 180H192V181H190ZM193 180H198V181H196V183H195V181H193ZM202 180V181H201ZM244 180H246V185L245 186H243V187H241V191H240V193H238L236 196H235V198H233V201H232V199H225V196H224V194L223 195H221L220 194V196H218L217 198H216V200H214L213 199V197H211L210 196V200L207 198V196L205 195V191H207V192H209V191H212L214 188H219V186H223V184L225 185V184H228L229 185V187H230V185H231V187H233V184H237V182L239 183V181L240 182H242V181H244ZM249 180V181H248ZM42 181V182H41ZM115 182V187H113V185L112 184H114V182ZM118 181V182H117ZM152 181V182H151ZM164 182V187H163V182ZM168 181V182H167ZM184 181V182H183ZM226 183H225V182ZM261 183H260V182ZM113 182V183H112ZM117 182V183H116ZM145 182H148V183H145ZM150 182V183H149ZM155 182V183H154ZM165 182H167V183H165ZM172 182H173V185L172 186H170L171 184H172ZM188 182V183H187ZM194 183V185H193V183ZM201 182V184L199 185V183ZM213 182H216V183H218L217 185V187L215 186V187H212V183ZM220 182V183H219ZM228 182V183H227ZM252 184H251V183ZM109 183V184H108ZM162 183V184H161ZM211 183V184H210ZM149 184L150 185H154L153 186V195L155 194L157 197H158V199L160 200V201H162L161 203L162 204H165L166 203V206H168L169 204L171 205V201H173L174 202V200L175 199H177V200H175V202H174V205L176 206H174L173 208H169L170 209V211L168 210V207H167V212H166V210H161V211H157V214L159 213L160 215L159 216H161V217H159V219L160 220H158V221H156V219H155V216H152V215H155V214H153L152 213V215L150 214V212L148 213V211H147V213L146 214H149L150 216H151V218L149 217L148 218V220H147V225H146V222H141L142 220H141V218H143V217H141V216H139V215H143V216H145L146 214H140L139 213V207H144L143 205L145 204V201H146V198L147 199H150V197H148L147 195V192H148V190L149 189H146L145 190V193H144V197H142V198H140V196L139 195H141L142 196V192L144 191V189H142L143 188V186H144V188L145 187H147L146 185H148L149 186ZM166 184V185H165ZM183 184H184V186H183ZM219 184H221V185H219ZM263 184V185H262ZM111 185V186H110ZM158 185V186H157ZM169 187H168V186ZM174 185H178V186H174ZM185 185H186V187H185ZM191 187H190V186ZM249 185V186H248ZM74 190H72V189H70V187ZM108 186H110L111 187V189H110V187H108ZM160 186V187H159ZM188 186V187H187ZM194 186V187H193ZM201 186V187H200ZM246 186H248V188L249 189H246ZM26 187H28V188H26ZM45 187V188H44ZM159 187V188H158ZM163 189H162V188ZM167 187V188H166ZM170 187L171 188H173V191H175V192H173L171 189H170ZM179 187V188H178ZM182 187V188H181ZM245 187V188H244ZM7 188H9V187H7ZM6 188V189H7ZM22 188V189H21ZM25 188V189H24ZM40 188V189H41ZM188 188V189H187ZM192 188V190L191 191H197L198 192V190L197 189H199V192L197 193V194H199V197H200V200L201 201H199V200H196V201H192L193 203H191L190 204V206L189 207H187V205L185 206V204H181V203H185L184 201L189 197L188 196V194H190V189ZM205 188V190H202V189H204ZM212 188V189H211ZM17 189H18V191H17ZM27 189V190H26ZM39 189V190H40ZM44 189V190H43ZM172 191H170V190ZM181 189H182V192H185L186 191V193H183L182 194V192H181ZM209 189H211V190H209ZM243 189V190H242ZM14 192H13V191ZM25 190V191H24ZM47 190V191H46ZM70 190H72V191H70ZM102 190V191H101ZM110 190V191H109ZM184 190V191H183ZM249 190V191H248ZM253 190H255V191H253ZM22 191V192H21ZM26 191H29V194H31V196H28L29 194H28V192H26ZM48 191H50V193H51V195H50V193L48 192ZM126 191V192H125ZM140 191H141V193H140ZM165 191H167V193L165 192ZM169 191H170V193H169ZM180 193H178V192ZM189 191V192H188ZM250 191H253L254 192V194H253V192H252V194H249V193H251ZM18 192H20V193H18ZM23 192H25V194L23 193ZM71 192H73L72 194H71ZM138 192V193H137ZM160 192H162L161 193V195L163 194V196H161L160 195ZM202 192H204V193H202ZM243 192V193H242ZM249 194V195H247V193ZM16 193V194H15ZM46 193H48V194H46ZM75 193V194H74ZM177 193H178V196L179 197H176V198H174L175 197V195L177 196ZM11 194H13V195H11ZM14 194L15 195H18V198H20V197H22V198H24V200L23 199H18L17 198V196H14ZM19 194H22V195H19ZM26 196H24V195ZM38 194V193H37ZM111 194V193H110ZM126 194V195H125ZM129 194H131V195H129ZM158 194V195H157ZM167 194V195H166ZM170 194V195H169ZM186 194V195H185ZM10 195V196H9ZM52 195H54V197H53V199H52V202L54 203V204H56V206H55V210L54 211H52L51 213L49 212V210H48V208H46L47 207V203L45 204V202H46V200H45V202H44V199H46L48 196H52ZM124 195V196H123ZM134 195V196H133ZM170 197H169V196ZM183 195V196H182ZM201 195V196H200ZM204 195H205V198H204ZM246 195V196H245ZM6 196H7V199L6 200H4L5 198H6ZM12 196H14L13 198H12ZM166 196H168V198H170V199H172V200H170V199H168V198H166ZM187 196V197H186ZM223 196V197H222ZM245 196V197H244ZM248 196H251V197H249V199L247 198V199H245L246 197H248ZM10 197V198H9ZM34 198V201L32 200L33 198ZM76 197V198H75ZM77 197H78V199H77ZM172 197V198H171ZM257 197V198H258ZM263 198H264V196H262ZM4 198V199H3ZM18 199L17 201L19 202V200H20V203H18L16 200H11V199ZM27 198V199H26ZM31 198V199H30ZM37 200H36V199ZM162 198H164V199H162ZM167 199V201H166V199ZM183 198V199H182ZM202 198V199H201ZM253 198V199H252ZM4 201H3V200ZM9 199V200H8ZM48 199H49V197H48ZM56 199L58 200V201H56ZM71 199V200H70ZM77 199V200H76ZM109 199V200H108ZM123 199V200H122ZM174 199V200H173ZM179 199V200H178ZM181 199L183 200V201H181ZM224 199V201H226V202H224V201H222ZM235 199V200H234ZM259 199V198H258ZM28 200V201H27ZM34 202V204L31 202ZM41 200V201H40ZM74 200V201H73ZM119 200H120V202H119ZM139 200V201H138ZM170 200V201H169ZM188 200V199H187ZM239 200V201H238ZM244 200V201H243ZM21 201H22V203H21ZM105 201H107V202H105ZM118 201V202H117ZM121 201H122V203H121ZM144 201V202H143ZM206 201H207V203H206ZM215 201V202H214ZM220 201H222L221 203H220ZM236 201V202H235ZM7 202V203H6ZM11 202V205H9V203ZM14 202V203H13ZM17 202V203H16ZM57 202V203H56ZM76 202V203H75ZM111 204H110V203ZM147 202V201H146ZM164 202V203H163ZM181 202V203H180ZM195 202V203H194ZM213 202V203H212ZM219 202V203H218ZM228 202V203H227ZM242 202V203H241ZM4 203V204H3ZM5 203H6V205H5ZM24 203V204H23ZM26 203V204H25ZM28 203V204H27ZM29 203H31L32 205V209H30V204ZM114 203V204H113ZM117 203H119V204H117ZM148 203V202H147ZM169 203V204H168ZM210 203H211V205H210ZM255 203V202H254ZM8 204V205H7ZM20 206H19V205ZM178 204H180V205H178ZM196 204V205H195ZM200 206H199V205ZM215 204V205H214ZM220 205V208L221 207H224V208H222V210H221V216H223L224 215V213H228L229 211H228V207H230V205H231V207H234V209L233 208H231V209H233V211L232 212H230V216L228 217V219H230L231 220V218H233L232 220H234L235 221V219L236 220H238L239 218V220L238 221H233L234 223H241L242 221L244 222H242L243 223V225H244V227L245 226H250V228L248 227H245V228H247L248 229V232L250 233V232H252V231H254L255 232V235L257 236V238H256V240L254 241V242H251L250 241V243L247 245V247H243V243L241 242V243H238L237 244V246H236V249H232V245L230 246H225V247H223L222 246V238L221 237H223L222 235L220 236L219 234H221L218 230H216L217 232H219V233H216V231H213L211 228H210V226L207 224L206 225V230L205 231H201V233H200V227L201 226H198L197 225V223H198V221H196L197 220V216H200V214L201 213H203V215L205 214H208V211L212 208V207H214V206H218V205ZM237 206V207H235V205ZM239 204V205H238ZM241 204H242V206H241ZM2 205H4L3 207H2ZM14 205V206H13ZM28 205V206H27ZM36 205V206H35ZM58 205V206H57ZM73 207H71V206ZM79 205V206H78ZM84 205H85V208H83L84 207ZM97 207H96V206ZM169 205V206H170ZM177 205L178 206H180V207H177ZM192 205L193 206H195V207H193V209H192ZM11 207L10 208V210H9V208H7V207ZM19 208H18V207ZM35 206V207H34ZM42 206V207H41ZM74 206H76V207H74ZM185 206V207H184ZM201 206H204V207H202V208H204L205 210H203L202 208H201ZM205 206H207L206 208H205ZM210 206H212V207H210ZM239 206V207H238ZM12 207H15V208H12ZM182 207V208H181ZM191 207V208H190ZM198 207H200V208H198ZM245 207H247V209H244ZM2 208H7V210L5 209V210H3ZM88 208V209H87ZM98 208V209H97ZM148 208H150V207H148ZM175 208H177V211H178V209H179V213L182 215V214H185L184 216H181L179 213H176L175 214V211H176V209ZM189 208V209H188ZM226 208V209H225ZM239 208V209H238ZM11 209H12V211L14 212H12L11 211ZM14 209H16V210H14ZM29 209V210H28ZM83 209V210H82ZM87 209V210H86ZM174 209V210H173ZM181 209H183V210H181ZM230 209V208H229ZM236 209V210H235ZM238 209V210H237ZM241 209H243L242 211H240ZM8 210H9V212H8ZM25 210H28V211H25ZM34 211V212H32V211ZM72 210V211H71ZM96 210V211H95ZM103 210V211H102ZM187 210H189V211H187ZM191 210V211H190ZM22 211V212H21ZM24 211V212H23ZM43 211V212H42ZM174 211V212H173ZM176 211V212H177ZM182 213H181V212ZM187 211V212H186ZM238 211V212H237ZM241 213H240V212ZM17 212H18V214H17ZM26 212H28V213H26ZM54 212H56V213H54ZM118 212V213H117ZM164 212V213H163ZM166 212V213H165ZM172 212V213H171ZM199 214H198V213ZM223 212V213H222ZM238 214H237V213ZM244 212L246 213V214H244ZM8 213V214H7ZM11 213V214H10ZM13 213V214H12ZM43 213V214H42ZM49 213V214H48ZM53 213V214H52ZM139 213V215H137ZM161 213H162V215H161ZM192 213V214H191ZM232 213H234V215L232 214ZM236 213V214H235ZM252 213H254L253 215H252ZM9 214H10V219H12L11 220V222H10V219H9ZM21 214V215H20ZM23 214V215H22ZM28 214V215H27ZM104 214V215H103ZM114 214V215H113ZM188 214L190 215L191 214V216H189L188 217ZM239 214H241V215H239ZM244 214V215H243ZM16 215V216H15ZM31 215V216H30ZM33 215V216H32ZM40 217H38V216ZM87 215V216H86ZM177 215H179V216H181V218L183 219V220H185L184 222H183V220H182V222H180L181 221V218H176L175 219V217H178ZM203 215L201 214V216H200V218H202L203 217ZM205 215H204V217H205ZM234 217H233V216ZM236 215V216H235ZM246 215V216H245ZM250 215V216H249ZM19 216V217H18ZM47 216V217H46ZM50 216V217H49ZM52 216V217H51ZM55 216H57V218L55 217ZM58 216H59V218H58ZM147 216V215H146ZM174 216V217H173ZM238 216V217H237ZM241 216V217H240ZM254 216V217H253ZM256 216V217H255ZM263 217L261 218L262 220L264 219V215H262ZM17 217V218H16ZM22 217V218H21ZM23 217H24V219H23ZM28 217V218H27ZM38 217V218H37ZM45 217V218H44ZM136 217V218H135ZM186 217V218H185ZM231 217V218H230ZM236 217V218H235ZM8 218V219H7ZM27 218V219H26ZM61 218V219H60ZM64 218V219H63ZM85 218H87V219H89V221H90V224H89V226H88V228L87 227H85L84 226V223H85V221H84V219ZM185 218V219H184ZM193 218H195L194 220H193ZM244 218V219H243ZM6 219V220H5ZM16 219H18L17 220V222H16V220L14 221V220ZM19 219H20V221H19ZM21 219H23L24 220V222L21 220ZM32 221H31V220ZM46 219V220H45ZM55 219V220H54ZM58 219V220H57ZM63 219V220H62ZM111 219V220H110ZM136 221H135V220ZM140 219V220H139ZM151 219V220H150ZM153 219H154V221H153ZM180 219V220H179ZM9 220V221H8ZM61 222H60V221ZM78 220V221H77ZM123 220V221H122ZM139 220V221H138ZM188 220V221H187ZM242 220V221H241ZM245 220V221H244ZM5 221V222H4ZM15 223H17V224H15ZM64 221V222H63ZM153 221V222H152ZM160 221V222H159ZM166 221V222H165ZM167 221H170V222H168L167 223ZM256 221V222H255ZM32 222V223H31ZM43 222V223H42ZM46 222V223H45ZM60 222V223H59ZM66 222V223H65ZM72 222V223H71ZM97 222V223H96ZM139 222V223H138ZM149 222V223H148ZM151 222H152V224H151ZM161 222H162V224H161ZM163 222H164V224H163ZM176 222V223H175ZM196 222V223H195ZM24 223V224H23ZM92 223V224H91ZM142 223H144V224H142ZM157 223V224H156ZM161 224L163 227V229L161 228V225L160 226H158L159 224ZM167 223V224H166ZM172 224V226H171V228H173L172 230L170 229V230H168V231H170V232H168V231H166L167 230V228L169 229L170 227H168L169 225L168 224ZM179 223V224H178ZM12 224H14V225H12ZM18 224H19V226H18ZM21 224V225H20ZM27 224V225H26ZM38 224V225H37ZM62 224L64 225V226H62ZM67 224H69L68 226H67ZM107 224V225H106ZM113 224V225H112ZM170 224V225H171ZM181 224V225H180ZM186 224V225H185ZM259 224V225H258ZM4 225H6V226H4ZM9 225V226H8ZM11 225V226H10ZM55 225V226H54ZM70 225H71V227H70ZM100 225V226H99ZM167 225V226H166ZM176 225V226H175ZM178 225L179 226H181L180 228H182L181 230H180V228L178 227ZM12 226H13V228H12ZM31 226V227H30ZM54 226V227H53ZM75 226V227H74ZM115 226V227H114ZM167 228H166V227ZM182 226H184V227H182ZM199 228H198V227ZM255 226H256V228H255ZM17 227H19V228H17ZM42 227V228H41ZM193 227H195V228H193ZM254 227V228H253ZM5 228V229H4ZM24 228V229H23ZM53 228V229H52ZM113 228V229H112ZM165 228V229H164ZM177 228H179V229H177ZM189 228V229H188ZM198 230H197V229ZM210 228V229H209ZM244 228V229H245ZM9 229V230H8ZM12 229V230H11ZM19 229V230H18ZM31 229V230H30ZM58 229L60 230V231H58ZM160 229H161V231H160ZM186 229V230H185ZM192 230V229H195L194 230V234L193 233H190L191 231H189V230ZM250 229L252 230V231H250ZM2 230V231H1ZM16 230V231H15ZM28 230V231H27ZM48 230V231H47ZM177 230V231H176ZM179 230L180 231H182L180 234H178L179 233ZM183 230H184V232H183ZM188 230V231H187ZM211 230V231H210ZM15 231V232H14ZM21 231V232H20ZM168 233V238L170 237V239H168L169 241H171V242H169L168 240H166L165 242H161V239H162V237L165 235V233ZM187 231V232H186ZM61 232V233H60ZM158 232V233H157ZM160 232V233H159ZM161 232H163V233H161ZM189 232V233H188ZM205 232V233H204ZM210 232V233H209ZM43 233V234H42ZM46 233V234H45ZM157 233V234H156ZM187 233V234H186ZM212 233V234H211ZM46 236H45V235ZM51 236H50V235ZM100 234V235H99ZM160 235V237H158L159 235ZM181 234H184V235H181ZM191 234V235H190ZM18 235V236H17ZM23 235V236H22ZM32 235H34V236H32ZM62 235H64V236H62ZM66 235V236H65ZM179 235H180V237H179ZM194 235V236H193ZM59 236V237H58ZM157 236V237H156ZM167 236V235H166ZM184 236V237H183ZM186 236V237H185ZM213 236V237H212ZM219 237V238H216V237ZM255 236V237H256ZM24 237V238H23ZM30 237V238H29ZM41 237V238H40ZM46 237V238H45ZM66 237V238H65ZM244 238L245 237H247V235H246V233H244V236H243ZM259 237V238H258ZM33 239V240H32ZM40 239V240H39ZM59 239V240H58ZM154 239V240H153ZM212 239V240H211ZM216 239V240H215ZM218 239V240H217ZM221 239V240H220ZM257 239L259 240V241H263V242H260L259 243V241H258V244H256L257 243ZM31 240V241H30ZM38 240V241H37ZM48 240V241H47ZM55 240V241H54ZM160 240V241H159ZM183 240V241H182ZM238 240V239H237ZM37 241V242H36ZM187 241H189V242H187ZM190 241H192L191 242V244H190ZM198 241V242H197ZM215 241V242H214ZM218 241V242H217ZM52 242H53V245H52ZM57 242V243H56ZM77 242V243H76ZM205 242V243H204ZM211 242V243H210ZM28 243V244H27ZM42 243H43V245L44 246H42ZM46 243H49V244H47V245H45ZM153 243V244H152ZM171 243V244H170ZM187 243V244H186ZM194 243H195V245H194ZM237 243V242H236ZM251 243H252V245H251ZM263 243V244H262ZM51 244V248L50 247H48L49 245ZM177 244V245H176ZM193 244V245H192ZM243 244V245H242ZM254 244H255V246H254ZM3 245V246H2ZM18 245V246H17ZM38 245V246H37ZM54 245H56V246H54ZM71 245H73V246H71ZM171 245V246H170ZM192 245V246H191ZM198 245V246H197ZM203 245V246H202ZM260 245H261V247H260ZM21 246V247H20ZM26 246V247H25ZM31 246V247H30ZM189 246V247H188ZM194 246H196L195 247V249L197 250H199V252L198 251H196L195 253H192V254H187L189 251H190V248L192 249ZM252 246V247H251ZM35 247V248H34ZM45 247H47V248H45ZM58 247V248H57ZM69 247L70 248H72V249H69ZM200 247V248H199ZM223 247V248H222ZM251 247V248H250ZM256 247V248H255ZM259 247V248H258ZM20 248V249H19ZM24 248V249H23ZM188 248H189V251H188ZM250 248V249H249ZM258 248V249H257ZM262 248V249H261ZM4 249V250H3ZM30 249V250H29ZM40 249V250H39ZM52 249H53V251H52ZM194 249V248H193ZM192 249V250H193ZM260 249V250H259ZM57 250V251H56ZM61 250V249H60ZM75 250V255H74V253H73V251ZM183 252H182V251ZM239 250V251H238ZM255 250H258V251H255ZM262 250V252H260ZM18 251H20V252H18ZM31 252V253H34V254H31V253H29V252ZM34 251V252H33ZM175 251V252H174ZM250 251V252H249ZM3 254H2V253ZM6 252V253H5ZM24 252H25V254H24ZM42 252V253H41ZM58 252H60V251H58ZM186 252V253H185ZM213 252V253H212ZM256 252H257V254H256ZM19 253V254H18ZM21 253H23L24 255H22ZM27 253H28V255L29 256H27ZM38 253H40V254H38ZM180 253H184V256L186 255V257L184 258V259H188V260H186V262H185V260L184 261H182V259L181 258H179V259H177L178 257H179V254ZM197 253V254H196ZM17 254V255H16ZM21 254V255H20ZM36 254V255H35ZM38 254V255H37ZM46 254H48V258H47V255ZM240 254V255H239ZM20 255V256H19ZM44 255V256H43ZM13 256V257H12ZM15 256H19L20 257V259H19V257L18 258H16ZM23 258H22V257ZM31 256V257H30ZM75 256V257H74ZM12 257V258H11ZM33 257V258H32ZM47 259H46V258ZM74 257V258H73ZM175 257V258H174ZM14 258H16L15 260H18V261H15V263H14ZM41 258V259H40ZM44 258V259H43ZM206 258V259H205ZM3 259V260H2ZM36 259V260H35ZM46 259V260H45ZM77 259V260H76ZM175 261H174V260ZM181 259V260H180ZM205 259V260H204ZM51 260V261H50ZM75 260V261H74ZM95 260L98 262H95ZM127 260V261H126ZM33 261V262H32ZM72 261V262H71ZM173 261V262H172ZM177 261V262H176ZM180 261H182V262H180ZM20 262V263H19ZM31 262V263H30ZM58 262V263H57ZM70 262V263H69ZM176 262V263H175Z\"/></svg>",
  "mask_w": 264,
  "mask_h": 264
},
{
  "label": "bare ground",
  "instance_id": "2",
  "mask_svg": "<svg viewBox=\"0 0 264 264\" xmlns=\"http://www.w3.org/2000/svg\"><path fill=\"white\" fill-rule=\"evenodd\" d=\"M6 2L7 0H0V3L1 2ZM16 1V0H15ZM18 1V0H17ZM16 1V2H17ZM23 1V0H22ZM25 1V0H24ZM36 1V0H35ZM83 1V0H82ZM86 1V0H85ZM84 1V2H85ZM94 1V3L93 4H90L89 5V2L88 3H83L84 5H88L87 6V10L91 7V6H95V8L98 6L100 9V11L98 12V14H96V15H94L95 13H96V11H95V13L93 14V16H91V17H89V15H88V17L90 18L89 20H91V21H95V23H98V24H100V26H102L101 28H105V29H110L109 30V34H105V33H101V34H99V35H101V36H99V37H97V38H95V39H92V40H90L91 39V37H90V39H86L85 37V34H84V36H82V37H84V39L85 40H89V42L87 41V43H84V44H88V46L85 48V49H83V46H86V45H84L83 44V46H82V44H81V46H82V51H81V53H79V54H77L78 56H79V58L81 57L80 56V54H82V56L84 55L85 56V60H83L82 62H78L77 61V57L75 58V57H72V59H73V61H77V63H76V65H78V66H76L75 64H72V65H75L77 68H75L74 70H82V69H84V68H86V70H84L81 74L82 75H84L83 73H85V75H90L89 77H90V79H91V81L90 82H88V81H82V84H85L86 83V85H85V87H87L88 89H87V93H88V97L86 98L85 97V99H82V98H79L80 97V94L79 93H77V94H79V96H78V99L76 98L74 101H76V103L78 104V108H73L74 110H68V104L69 103H64L63 105H61V104H56V101L57 100H61L62 99V97L64 96L63 94H65L66 92H67V94L68 93H71L72 94V96H73V94L74 93H72V92H75L76 93V91H79L80 89H81V87H80V85L81 84H79L80 82H77L76 81V83H75V80H77V79H75L74 77H76L74 74H76V73H74V74H70L71 75V79L69 80V81H71V83L73 84V83H75L76 85H75V88H73V89H70L71 87H69L68 85V78H67V81L65 82V80H64V82H65V84L59 89V87H58V89H57V91H56V89H55V87H56V84H57V82H53V86H54V88H52V86H51V90H47V93L45 94H43V93H41L42 94V96H40V97H38V96H36L35 94L36 93H40V91H42V84L43 83H45V82H43L42 81V83H40V82H38V76H40L41 77V74L43 75V72H46V75H47V81L46 82H48V80L50 81V79H52L53 77H55V76H53V74L57 71V70H55L54 72H52L53 74H50L49 76H48V74H47V72L48 71H46V70H44L43 68L41 69V74L40 75H38V74H36L35 73V71L33 72V70H34V68L36 67V66H40V64L44 61H46V59L47 58H49V57H51V59H52V56H54L55 54H56V52H60V51H62L63 49H65L67 46H68V40H69V38L68 37H66V32H63L65 29L63 28V30H62V32H61V30H60V32H58L59 31V29H60V27H61V25L63 24V22H65L67 19H65L66 18V16H68V15H65V16H63V17H65V18H63V17H61V19L63 18V22H61L62 24L61 25H59L60 27H59V29H55V31H52V33H49V34H51V36L50 35H48V33H47V30H48V32H49V27H47V30H46V28H45V26H47V25H45V24H43V26L41 27V28H43V29H41V31H40V28L38 29V27H37V30H39V31H37L36 30V26L35 27H33V25L31 26V29L30 30H22V31H18L19 33L17 34V35H15L16 33H14V37H13V39H11L10 40V38H12L11 37V34L14 32H12L11 34H10V36H8V34H7V36L8 37H6L5 35H0L1 37H0V64L1 63H4L5 62V60H6V58L7 57H9V56H13L12 58V60H9V61H7V63H8V67H12V69H13V67L15 68V66H17V64L19 65L18 67H21V69L19 70V72L17 71V72H12V71H7V70H5V69H3V71H2V69H0V93L2 92L1 90H2V88H4V83H9V84H11L12 85V83H13V85L12 86H10L8 83V85H9V87H11L10 88V90H9V92H5V90H3V92H5L6 94H5V96L4 97H2L1 98V100H0V104H1V106H0V197H2V196H4L5 195V193L7 192L8 193V191L10 190V192H11V189L12 188H17V187H19V184L22 182V180H23V182L24 181H26V185H28L29 186V188L31 189L30 190V193H34V194H32V195H35V196H39V199H43V196H42V194L44 193V195H45V192H43L42 193V188H41V184H40V180H44L43 181V183L45 182V187H46V189H48V190H53L54 189V187L56 186V185H58L59 186V188H57L58 190L60 189V196L58 197V198H60V203H59V207L60 208H57L58 209V212L59 213H57V214H59V215H61V214H63L64 213V215L65 214H67V216H68V209H70V208H68V185L69 184H73L74 185V189H75V191L77 192V196L79 195L81 198H82V196H83V199L84 198H87V200L86 201H79V200H77L78 199V197H77V203L79 204V202H80V204H81V202L82 203H86V205H91L90 203H91V201L93 202L94 201V203L93 204H95V202H96V200H101V199H107V197L108 198H111V201L113 200H116V199H118L119 197H120V194H122V192H120L121 190H117L118 189V187L116 188L115 187V182H114V184H112L113 185V187H115L116 189H114V190H112V191H110L109 192V194H107V192H106V194H102V193H100V189H99V187H97V186H94L95 184L97 185V184H99L101 187H102V185L103 184H107V182H110L111 181V179H112V174L113 173H116V172H118V170L116 171L115 169L114 170H111L110 168H108L109 166H110V164L107 166V170L108 171H106V170H104V172L103 173H99V174H97V172H95V176H88V174H87V172L89 171L88 170V167L90 168V169H92V164H94L97 160H95L98 156H100V155H102L103 154V152H104V150H105V148L104 147H106V145L108 144V142H106L104 139H106V138H104V135H102V133H105V132H107V133H109V135L110 134H112V133H116V131H117V129H119V127H121L120 125L122 124V126H124L123 127V129L124 128H126L125 126H128L129 125V123H130V121H129V119H127V117H126V119H125V115L123 116L122 114H124L123 112L125 111V114H126V112H127V110H128V112H129V109L130 108H133L134 110H137V111H140V114L143 112V114L141 115L142 117H143V122H145L144 121V119L145 118H147L148 117V119H150V117L151 118H153L154 116H156L157 115V112H158V109H155L154 111H152V109H153V107L151 106L152 104H151V102H153V101H160V99L162 100V98H165L164 96H165V94L166 93H168L169 92V90H171V88L169 87V84H173V80H175L178 76H179V74H178V72H179V69H178V65H177V69H178V72L177 73H174L173 72V74H171V73H169V71H171L172 72V70L174 69V68H170L169 69V64H167L169 61H168V59H170V58H172V57H167V60H164L165 61V63L166 64H164L165 65V69L161 66V64H159L162 68H163V71H161L160 70V68H156V70H153V69H150V70H148V71H145V70H147V69H149V67H150V65H153L154 63L153 62H155L156 60H158V57L161 55V56H164L165 55V53H167L166 51H167V49L169 48V47H171L172 45V47H174V45H176V47H179V46H177L178 45V43H182L180 40H183V39H181V38H183L184 36L186 37V32L188 31V29H189V27L188 26H186V27H188V28H186L185 27V29L184 30H181L177 35H180L181 34V36L180 37H176L175 39H173V40H171L167 45H166V47H167V49L165 48V50L164 49H162L163 51L162 52H158L157 54L159 55V56H157L156 55V53H155V56L154 57H152V55H154V53L152 54L151 52L153 51L152 50V48L154 49V47H147L146 48V46L145 47H142L143 46V44H142V46H138V45H140V42H142V40H143V42H144V40H148L147 41V43L149 44H152L153 43V46H156V48H157V46H159L160 44H163V42L162 41H159L160 39L159 38H157V33H155V31H154V34H146V32L144 33V30H143V32H141L140 33V35L138 36V38L136 37H134V35H136V33H138L137 31H139V29H138V26H137V24L138 23H140V22H142V23H144V21L146 20V18L148 19L151 15H153L154 14V12H158V10L159 9H157V10H155V11H151L150 13H147V11H150V10H147V8L148 7H151L152 5H150V0H141V2H137L136 0V2L135 3H133V2H131V3H129L128 1L129 0H123V3H125V4H123L122 5V3L121 4H119L120 2H118V0H111V2H106L105 1V3H104V0H103V3H101V1L102 0H91V2H93ZM125 1V2H124ZM152 1V0H151ZM157 1H159V0H157ZM161 1V0H160ZM181 1V0H180ZM178 2V1H175L176 2V5L174 4V6H172L171 8H169V9H166V10H164L163 9V11H162V13H166V14H169L168 12H170V16L171 17H174V15H176V14H174L173 16H172V14H173V12L175 11V9H180V8H182L181 6H178L177 7V5L180 3L181 4V2ZM194 1V0H193ZM195 1H197V0H195ZM212 1V0H211ZM8 2V1H7ZM9 2H11V1H9ZM33 2V1H32ZM48 2V1H47ZM46 2V3H47ZM61 2V1H60ZM60 2H58V4H61ZM115 2V3H114ZM153 2V1H152ZM183 2H184V0H183ZM186 2V1H185ZM189 2V1H188ZM192 2V1H191ZM190 2V3H191ZM197 2H199V1H197ZM208 2V1H207ZM210 2V1H209ZM39 3V2H38ZM63 3V2H62ZM76 3V2H75ZM113 3L114 4H116V6H117V4L119 5L117 8H124L125 10L123 11V13L126 15V19H125V17H124V14H123V16H122V12H121V16L119 15H117V18H115V19H113L115 16H116V14H118V13H116V14H114L113 13V8H112V6L114 7L115 5H113ZM133 3V4H132ZM156 3V2H155ZM196 3V2H195ZM13 4V3H12ZM29 4V9H31L30 8V6H34V5H30V3L28 2V3H25V5H28ZM33 4H34V2H33ZM40 4V3H39ZM43 4H44V2H43ZM58 4H56V5H58ZM81 4V3H80ZM221 4H224L225 5V2L223 3V2H218L217 3V5H216V9H218L217 7H223V5L221 6ZM2 5H3V3H2ZM40 5H42V4H40ZM48 5V4H47ZM63 5V4H62ZM75 5V4H74ZM141 5H142V7H143V9H139L140 7H141ZM143 5H148V7L146 6V7H144ZM197 5H199V3L197 4ZM23 6H24V4H23ZM46 6V5H45ZM60 6V5H59ZM78 6V5H77ZM81 6V5H80ZM83 6V5H82ZM187 6V5H186ZM189 6V5H188ZM192 7H193V4L191 5ZM200 6V5H199ZM205 6V5H204ZM38 7H41V6H38ZM75 7H76V5H75ZM74 6H73V8H75ZM190 7V6H189ZM227 7V6H226ZM226 7H224V8H226ZM10 8V7H9ZM44 8H47V6L46 7H44ZM44 8H42V10L44 9ZM53 8V7H52ZM61 8V7H60ZM78 8H79V10H81V8L78 6ZM92 8V7H91ZM95 8H93V11H94V9ZM184 8V7H183ZM188 8V7H187ZM199 8V7H198ZM13 9V8H12ZM23 9H25V6H24V8ZM71 9V8H70ZM83 9V8H82ZM85 9V10H86ZM113 9V10H112ZM116 9V8H115ZM189 9H194V8H189ZM196 9V8H195ZM7 10H9L8 8H7ZM11 10V9H10ZM34 10H35V8H34ZM37 5H36V10H35V12H37ZM39 10H40V8H39ZM61 10V9H60ZM64 10H66V9H64ZM76 10V9H75ZM78 10V11H79ZM84 10V11H85ZM91 10V9H90ZM89 10V11H90ZM123 10V9H122ZM121 10V11H122ZM183 10V9H182ZM184 10H185V8H184ZM183 10V11H184ZM187 10V9H186ZM197 10V9H196ZM199 10V9H198ZM224 10V9H223ZM228 10H229V8H228ZM228 10H226V13H228L227 11ZM25 11V10H24ZM29 11V10H28ZM28 11H27V13H28ZM41 11V10H40ZM45 11V10H44ZM44 11H43V13H44ZM47 11V10H46ZM63 11V10H62ZM72 11V10H71ZM116 11V10H115ZM188 11V10H187ZM190 11V12H189ZM188 12V14L190 15V13L192 12L191 10H189ZM70 12V11H69ZM86 12V11H85ZM84 12V13H85ZM91 12H92V10H91ZM90 12V13H91ZM171 12H172V14H171ZM178 12H179V10H178ZM195 12V11H194ZM197 12V11H196ZM23 13V12H22ZM26 13V12H25ZM27 13L26 14H24L23 16H25V17H27ZM42 13V14H43ZM54 13V12H53ZM60 13V12H59ZM72 13V12H71ZM89 13V14H90ZM93 13V12H92ZM223 13H224V11H223ZM8 14H10L8 11L7 12H4V11H1L0 12V26L2 25H4V18H6L5 16L6 15H8ZM14 14H15V12H14ZM47 14V13H46ZM50 14V13H49ZM57 14V13H56ZM61 14V13H60ZM63 14H64V12H63ZM69 14V13H68ZM147 14H149V16L147 15ZM178 14V13H177ZM181 14V13H180ZM192 15H193V13H191ZM225 14V13H224ZM13 15V14H12ZM37 15H39V14H37ZM41 15V14H40ZM40 15H39V17H40ZM45 15V14H44ZM82 15V14H81ZM90 15H92V14H90ZM138 15H140L139 17L140 18H138ZM144 15V17H142ZM168 15V16H169ZM187 15V14H186ZM201 15V14H200ZM226 15V14H225ZM10 16V15H9ZM22 16V17H23ZM32 16V15H31ZM47 16V15H46ZM51 16V15H50ZM107 16V17H106ZM177 16V15H176ZM175 16V17H176ZM178 16H180V15H178ZM177 16V17H178ZM188 16V15H187ZM195 16V15H194ZM252 16V15H251ZM8 17V16H7ZM12 16H10V20L12 19L11 18ZM14 17V16H13ZM25 17H24V19H25ZM37 16H35V18H36ZM45 17V16H44ZM57 17V16H56ZM59 18L58 19H60V16H58ZM86 17V16H85ZM88 17H87V20H88ZM171 17H170V19H171ZM185 17V16H184ZM196 17L198 18L199 16L198 15H196ZM196 17H194L195 19H196ZM231 17V16H230ZM18 18V17H17ZM47 18V17H46ZM45 18V19H46ZM79 17H77V19H78ZM81 18V17H80ZM79 18V19H80ZM83 18V17H82ZM179 18V17H178ZM224 18V17H223ZM20 19L21 18H19L18 20L20 21ZM23 19V20H24ZM43 19V18H42ZM48 19V18H47ZM47 19L45 20V21H47ZM65 19V20H64ZM167 19V18H166ZM193 19V18H192ZM232 19V18H231ZM18 20H17V22H18ZM30 20V19H29ZM38 20V19H37ZM70 20V19H69ZM76 20V19H75ZM74 20V21H75ZM86 20V19H85ZM86 20V21H87ZM112 20H113V22H112ZM156 20V19H155ZM177 21L179 20V19H176ZM184 20V19H183ZM228 20V19H227ZM235 20H237V19H235ZM234 20V21H235ZM5 21H6V19H5ZM8 21V20H7ZM11 21H13V19L11 20ZM16 21V20H15ZM25 21V20H24ZM24 21H21L22 23L24 22ZM32 21V20H31ZM35 20L33 19V22H34ZM39 21V20H38ZM51 21V20H50ZM49 21V22H50ZM57 20H55V22H56ZM62 21V20H61ZM147 21V20H146ZM164 21H166V23H168L167 22V20H164ZM164 21H163V23H164ZM169 21V20H168ZM3 22V23H2ZM21 22H20V24H21ZM41 22H43V21H41ZM58 22V21H57ZM127 22H131L130 24H129V26H127L128 24H127ZM133 22H135V23H133ZM148 22H149V20H148ZM153 22H155L154 20H153ZM193 22V21H192ZM232 22H233V20H232ZM7 24L9 23V21L8 22H6ZM12 24H14L13 22H11ZM36 23H37V21H36ZM35 23V24H36ZM45 23V22H44ZM46 23H48V21L46 22ZM52 23V22H51ZM162 23V24H163ZM176 23V22H175ZM174 23V24H175ZM181 23H183L182 21H178V24H181ZM7 24H5L6 26H3L4 28H7L8 29V27L9 26H11L10 24L9 25H7ZM20 24H19V26H20ZM25 24H26V22H25ZM31 23L29 22V24L28 25H30ZM54 24V21H53V23L51 24V25H53ZM60 24V23H59ZM65 24H66V22H65ZM89 24V23H88ZM91 24V23H90ZM125 24H127L126 25V29H127V27H129V29H127V30H123V29H120V31H122L123 30V32H118L119 30V27H122V25H125ZM141 24V23H140ZM152 25L154 24V23H151ZM193 24V23H192ZM239 24H241V23H239ZM16 25V24H15ZM37 25V24H36ZM45 25V26H44ZM164 25V24H163ZM227 25H229V24H227ZM14 26V25H13ZM12 26V27H13ZM17 26V28L16 29H18V24L16 25ZM39 26V25H38ZM67 26H69V24L67 25ZM87 25H85V27H86ZM149 26V25H148ZM192 26V25H191ZM3 27H2V29H3ZM52 27V26H51ZM56 27V26H55ZM55 27H53V28H55ZM64 27H66V25H64ZM96 27V26H95ZM107 27V28H106ZM237 27V26H236ZM22 28V27H21ZM45 28V29H44ZM52 28V29H53ZM81 28H84L83 26L81 27ZM80 28V29H81ZM93 28V27H92ZM124 28V27H123ZM262 28V27H261ZM2 29L0 28V33H1V31H2ZM10 29V28H9ZM14 29H15V26H14ZM26 29H28V28H26ZM51 29V28H50ZM51 29V30H52ZM75 29V28H74ZM79 29V30H80ZM132 29H134L133 31H132ZM160 29V28H159ZM235 29V28H234ZM5 30V29H4ZM3 30V31H4ZM73 30V29H72ZM72 30H71V32H72ZM76 30V29H75ZM83 30V29H82ZM81 30V31H82ZM131 30V31H130ZM161 30V29H160ZM245 30V29H244ZM97 31V30H96ZM190 31V30H189ZM188 31V32H189ZM200 31V30H199ZM199 31H197V32H195V34H194V36L191 38L190 37V41H189V39H188V41H189V43H184V41H183V43L185 44H183L182 45V47H180V51L181 50H185L186 48L188 49V48H190V46H192L193 47V45H194V47H193V50H191V51H188V50H190V49H186L188 52H191L190 53V61H191V64L189 65L188 64V62L187 61H185V62H187V64H188V67H190L189 69H188V67L186 66V68H187V70L188 71H190V72H188L189 74L187 75V79H185L186 81H188V80H191L192 81V78L193 77H199V75H200V71H199V68H201V67H203V65H204V59L205 58H207L206 60H209L208 59V57H210L211 58V56H213V55H209V54H215L216 55V53H218V51L220 50L221 52H222V50L224 49L223 47H221V45H218V42H216V43H214L213 41V39H208L207 41H205V39H203L204 38V36L203 37H201L202 35H199L198 34V32ZM202 31V30H201ZM15 32H17V31H15ZM78 32V31H77ZM84 32H86L85 31V29H84ZM116 32V33H115ZM47 33V34H46ZM68 33V32H67ZM70 33V32H69ZM68 33V34H69ZM83 33V32H82ZM67 34V35H68ZM95 34V33H94ZM114 34H117L118 36H114ZM13 35V34H12ZM36 35H37V37H38V39L37 40H34L35 39V37H36ZM70 35V34H69ZM81 35V34H80ZM209 35V34H208ZM78 37V36H77ZM92 37H94V36H92ZM206 37H208V36H206ZM189 38V37H188ZM212 38V37H211ZM76 39H80V38H76ZM123 39V40H122ZM127 40V41H130V42H128L129 44L127 45L128 47H130V48H132V49H130V52H129V54H124L125 53V50H124V42H125V40ZM129 39V40H128ZM155 39V40H154ZM167 39V38H166ZM72 40V39H71ZM81 40H83V38H81ZM36 41V42H35ZM76 43H77V41L76 40H74ZM126 41V42H127ZM155 41V42H154ZM180 41V42H179ZM47 42V43H46ZM48 42H49V44L50 45H52L53 46V48H54V51H47V53H45L46 55L44 56L45 58H43L42 56L40 57V56H36V55H40V54H38V53H41V55H43V53L48 49V47L46 48V50L45 49H43L42 47H44L43 46V44L45 43L46 45H48ZM70 42V41H69ZM72 42V41H71ZM79 42V41H78ZM82 42H84V41H82ZM34 43H35V45H34ZM78 44V43H77ZM50 45H48V46H50ZM225 45V44H224ZM227 45V44H226ZM78 46H80V45H78ZM199 46H200V49H199ZM165 47V46H164ZM225 47V46H224ZM50 48V47H49ZM52 48V47H51ZM75 48V47H74ZM115 48V49H114ZM158 48H160V46L158 47ZM175 48V47H174ZM201 48H203V49H201ZM228 48V47H227ZM230 48V47H229ZM112 49V50H111ZM114 49V50H113ZM129 49V48H128ZM169 49H171V48H169ZM173 49V48H172ZM171 49V50H172ZM45 50V51H44ZM53 50V49H52ZM65 50H67V49H65ZM65 50H63V52L65 51ZM171 50H169V51H171ZM177 50V49H176ZM251 50V49H250ZM173 51V50H172ZM178 51V50H177ZM29 53V55H31L30 57L31 58H33L34 60H32V59H30V57H25V55H27L28 53ZM43 52V53H42ZM53 52V53H52ZM58 52V53H59ZM75 52V51H74ZM80 52V51H79ZM154 52H156V51H154ZM186 52V51H185ZM50 53H52V54H50ZM57 53V54H58ZM77 53H78V51H77ZM100 53H102V54H107L108 55V58H107V60H105L104 62L105 63H102V62H94V59H95V57L98 55L99 56V54ZM169 53V52H168ZM180 53H182V52H180ZM220 53V52H219ZM218 53V54H219ZM57 54L55 55V56H57ZM60 54V53H59ZM66 54V53H65ZM69 54V53H68ZM170 54V53H169ZM177 54V53H176ZM185 54H187V52L185 53ZM184 54V55H185ZM22 55H24V59H26V61H24V62H22V60H17L16 61V57H21ZM63 55V54H62ZM67 55V54H66ZM120 55H125L126 57H124L123 58V60H125V61H129V62H127L126 64H122L121 65V62L118 60L119 58V56ZM167 55V54H166ZM160 56V57H161ZM167 56H170V55H167ZM188 56V55H187ZM208 56V57H207ZM218 56V55H217ZM217 56H214V57H217ZM19 57V58H20ZM23 57V56H22ZM67 56H62V58H59V60H58V62L59 61H61L62 59H64V61L65 60H67V58H66ZM55 58V57H54ZM53 58V59H54ZM100 58V57H99ZM163 58V57H162ZM162 58H159V59H162ZM164 58H166V57H164ZM8 59V58H7ZM23 59V60H24ZM71 58H70V56H69V59L67 60V61H69ZM81 59H83V57L81 58ZM212 59H214V58H211V61H212ZM228 59V58H227ZM232 59V58H231ZM49 60V59H48ZM47 60V61H48ZM55 60V59H54ZM53 60V61H54ZM132 60H136L135 62H132ZM170 60H172V59H170ZM204 60V61H203ZM215 60V59H214ZM52 61V60H51ZM57 61V60H56ZM55 61V62H56ZM70 61H72V60H70ZM164 61H163V63H164ZM189 61V62H190ZM63 62V61H62ZM132 62V63H131ZM172 62L173 63H175L174 62V60H172ZM209 61H207V63H208ZM222 62H224V60L222 61ZM227 62V64H228V61L226 60L224 63H226ZM57 63V62H56ZM60 63V62H59ZM65 63V62H64ZM157 63H158V61H157ZM156 62H155V64H157ZM170 63V62H169ZM172 63V64H173ZM182 63V62H181ZM206 63V62H205ZM212 63H213V61H212ZM231 63V62H230ZM46 64V63H45ZM48 64V63H47ZM58 64V63H57ZM171 64V63H170ZM175 64H177V61H176V63ZM175 64H174V67H175ZM184 63H182V65H183ZM203 64V65H202ZM209 64H210V62H209ZM220 64V63H219ZM221 64H223V63H221ZM233 64H235V63H233ZM233 64L231 65V66H233ZM70 66H71V64H69ZM68 62H66V64L65 65H63V66H61V68L59 67V69L60 70H58V74L60 73V75H59V77L61 76V75H68V74H66V71L68 70ZM103 65H105V66H103ZM121 65V68H119V66ZM180 65V64H179ZM250 65V64H249ZM248 65V66H249ZM2 66V65H1ZM42 66V65H41ZM52 66V62L50 63V65H48V67H50V68H53V67H51ZM54 66V65H53ZM172 66V65H171ZM223 66H224V64H223ZM242 66V65H241ZM264 66V65H263ZM3 67V66H2ZM46 67V66H45ZM153 66H151L150 68H152ZM180 67H183V69L185 68L184 67V65L183 66H181L180 65ZM179 67V68H180ZM211 67V66H210ZM220 67V66H219ZM221 67H222V65H221ZM220 67V68H221ZM39 68V67H38ZM185 68V69H186ZM204 68V67H203ZM202 68V69H203ZM205 68H206V66H205ZM204 68V71L205 70H207V69H205ZM207 68H209V67H207ZM9 70H11L10 68H8ZM46 69H48V68H46ZM58 69V68H57ZM182 69V68H181ZM219 69V68H218ZM39 70V69H38ZM73 70V71H74ZM175 70H176V68H175ZM175 70H173V71H175ZM224 70V69H223ZM50 71V70H49ZM182 71V70H181ZM180 71V72H181ZM186 71V70H185ZM203 71V70H202ZM214 70H212V71H210L211 73L213 72ZM225 71V70H224ZM256 71V70H255ZM258 71V70H257ZM39 72V71H38ZM162 72L163 73H165V75H162ZM184 72V71H183ZM208 72V71H207ZM227 72V71H226ZM209 73V72H208ZM216 73V72H215ZM79 74V73H78ZM81 74L79 75V77L78 78H80V76H81ZM226 74V73H225ZM45 75V74H44ZM55 75H57V74H55ZM182 75V74H181ZM211 75V74H210ZM223 75V74H222ZM233 75V74H232ZM203 76V75H202ZM207 76V75H206ZM63 77V76H62ZM65 77V76H64ZM63 77V78H64ZM82 77H85V76H82ZM141 77H143L144 78V80L142 81V82H139V81H135V80H137V78L139 79V78H141ZM218 77H219V74H218ZM63 78H62V81H63ZM120 78V79H119ZM223 78V77H222ZM225 78V77H224ZM228 78V77H227ZM8 79V80H7ZM56 79V78H55ZM220 79V78H219ZM43 80V79H42ZM60 80H61V78H60ZM120 80V81H119ZM200 80V79H199ZM119 81V82H118ZM229 81V80H228ZM232 81V80H231ZM61 82V81H60ZM158 82H159V84H158ZM182 82H183V80H182ZM62 83V82H61ZM263 83V82H262ZM45 85H46V83H45ZM44 85V86H45ZM58 85H59V83H58ZM183 85H185V84H183ZM7 86V85H6ZM43 86V87H44ZM50 86V85H49ZM48 86V87H49ZM60 86V85H59ZM186 86H187V84H186ZM83 87H84V85H83ZM179 87V86H178ZM184 87V86H183ZM189 87V85L187 86V88ZM197 87V86H196ZM260 87V86H259ZM6 88V87H5ZM8 88V87H7ZM68 88H69V90H68ZM89 88H93L92 89V91L91 92H89ZM180 88V87H179ZM45 88H43V90H44ZM48 89V88H47ZM186 89V88H185ZM188 89H190V88H188ZM193 89V88H192ZM196 89V88H195ZM183 90V89H182ZM198 90V89H197ZM196 90V91H197ZM208 90V89H207ZM254 90V91H253ZM252 91H253V93L252 94H257V92H260L259 90H257V88L256 89H253ZM262 90V89H261ZM7 91V90H6ZM179 91V90H178ZM204 91H205V93H206V90L204 89L201 93H203L204 94ZM44 92V91H43ZM53 92V93H52ZM170 92H172V91H170ZM183 92V91H182ZM232 92V91H231ZM84 93V92H83ZM86 93V92H85ZM188 93V91L187 90H185V93L183 92V94H181L180 95V99H176L177 100V102L176 103H178V101L179 100H182L183 101V97L182 96H185V95H188L187 94ZM207 93H208V91H207ZM206 93V94H207ZM240 93H242V92H240ZM244 94L242 95V96H244L245 95V93L246 92H243ZM169 94V93H168ZM206 94H204V95H206ZM227 94V93H226ZM247 94V93H246ZM262 94V93H261ZM15 95V98H17V100L15 101V104L12 106L11 104H7L6 105V103H10V101L8 102V99H10V97L11 96H14ZM175 94H173V96H174ZM256 96V95H255ZM68 97V96H67ZM71 97V96H70ZM77 97V96H76ZM170 97V96H169ZM247 97V96H246ZM261 97V96H260ZM264 97V96H263ZM14 98V97H13ZM73 97H71L70 99H72ZM75 98V97H74ZM167 98V97H166ZM64 99V98H63ZM87 99V100H86ZM189 99V98H188ZM198 99V98H197ZM170 100V99H169ZM220 100V99H219ZM5 101V102H4ZM63 101V100H62ZM70 101V100H69ZM166 101V100H165ZM168 101V100H167ZM172 101V100H171ZM171 101L169 102L170 104H171V106H173L172 104L173 103H171ZM221 101V100H220ZM223 102H224V104L226 105V103L228 102L227 100H225V99H223L222 100ZM33 102H35L36 104H35V106H32L31 105V103L32 104H34ZM65 102H66V100H65ZM198 102V101H197ZM223 102H222V104H223ZM234 102V101H233ZM12 103V102H11ZM58 103H60V102H58ZM160 103V102H159ZM185 103V102H184ZM183 103V104H184ZM187 103V102H186ZM58 105V107H56V108H53V106L54 105ZM122 104H124V106H123V109H120L121 111L119 112L118 110H117V108L115 107V105H117V107L118 108H121L122 106ZM162 104V103H161ZM220 104H221V102H220ZM223 104V105H224ZM235 104V103H234ZM4 105H6L5 106V108H7L5 111H4ZM10 105H11V107H10ZM52 105V106H51ZM70 105H72V104H70ZM186 105V104H185ZM199 105V104H198ZM218 105V104H217ZM216 105V106H217ZM233 105V104H232ZM240 105V104H239ZM239 105H238V107H239ZM257 105H259V107H258V110H257V112H255V115L256 116H261V115H264L263 113H264V98H257V101L255 102V103H252V105H251V103H250V100H244L242 103H241V106L240 107H242V109H243V107L244 108H252V107H257ZM3 106V107H2ZM121 106V107H120ZM126 106V107H125ZM154 106V105H153ZM157 106V105H156ZM176 106V105H175ZM196 106V105H195ZM202 106V105H201ZM234 106V105H233ZM233 106H231V107H233ZM2 107V108H1ZM70 107V106H69ZM125 107V108H124ZM163 107V106H162ZM188 107V106H187ZM187 107H186V110H187ZM194 107V106H193ZM192 107V108H193ZM226 107H227V105H226ZM226 107H225V109H226ZM116 108V109H115ZM181 108V107H180ZM183 108V107H182ZM181 108V109H182ZM190 108V107H189ZM188 108V109H189ZM195 108V107H194ZM172 109V108H171ZM180 109V110H181ZM230 109V108H229ZM229 109H227V110H229ZM241 109V108H240ZM253 109V108H252ZM170 110V109H169ZM178 110V109H177ZM180 110L179 111H175V112H180ZM191 110H193V109H191ZM212 110V109H211ZM224 110V109H223ZM227 110H225V111H227ZM231 110V109H230ZM233 110V109H232ZM160 111V110H159ZM190 111V110H189ZM238 111H239V109H238ZM127 112V113H128ZM134 112V111H133ZM181 112H182V110H181ZM180 112V113H181ZM188 112V111H187ZM120 113H122L121 115H122V118H123V120H122V123H121V121L119 122L118 120V122L117 121H113L112 120V118L113 117H116V116H118V115H120ZM135 113V112H134ZM133 113V114H134ZM179 113V115H181ZM190 113H192L191 111H190ZM227 112H225V114H226ZM232 113H234V110L232 111ZM232 113H230L229 112V114H232ZM100 114H102V115H100ZM131 114V113H130ZM136 114V113H135ZM135 114H134V116H135ZM172 114H175L173 111H172ZM183 114V113H182ZM197 114V113H196ZM199 114V113H198ZM201 114V113H200ZM91 115H93V116H91ZM137 115V114H136ZM176 115H178L177 113L175 114V115H172V116H174L175 118H176ZM178 115V116H179ZM191 115V114H190ZM195 115V114H194ZM254 115V114H253ZM95 116V117H94ZM99 116V117H98ZM133 116V115H132ZM150 116V117H149ZM183 116H184V114H183ZM201 116V115H200ZM213 116V115H212ZM98 117V118H97ZM136 117V116H135ZM137 117H139L140 118V115L139 116H137ZM180 117V116H179ZM197 117V115L194 117L193 116V118H196ZM198 117H199V115H198ZM217 117V116H216ZM236 117V116H235ZM134 118V117H133ZM154 118H157V117H154ZM174 118V119H175ZM186 118V117H185ZM192 118V119H193ZM200 118V117H199ZM204 119H205V117H203ZM202 118V119H203ZM254 118V117H253ZM256 118V117H255ZM138 119V118H137ZM184 119V118H183ZM182 119V120H183ZM201 119V118H200ZM200 119H197L198 120V122H200L201 120ZM213 119V118H212ZM218 119V118H217ZM262 119V118H261ZM264 119V118H263ZM154 119H152V122H154L153 121ZM189 120H190V117H189ZM196 120V121H197ZM200 120V121H199ZM207 120V119H206ZM216 120V119H215ZM251 120V119H250ZM151 121V120H150ZM179 121H181V119L179 120ZM178 121V122H179ZM191 121V120H190ZM193 121H194V119H193ZM196 121H195V123H196ZM212 121H214V119L212 120ZM211 121V122H212ZM216 121H218V120H216ZM215 121V122H216ZM141 123H142V120L140 121ZM147 122V121H146ZM148 122H149V120H148ZM176 122V121H175ZM198 122L196 123V125L198 124ZM202 122V121H201ZM200 122V123H201ZM205 123L207 122V121H204ZM215 122H213V123H215ZM50 123H51V125H50ZM155 123V122H154ZM180 123H182V122H180ZM185 123H186V120L184 121V124H181V125H185ZM194 123V122H193ZM193 123H191V122H189V124H190V128H192L191 127V125L193 124ZM136 124V123H135ZM165 124V123H164ZM241 124V123H240ZM71 125H73L72 127H70L69 128V130L70 131H72V132H74L75 133V138H74V140L75 141H78V140H80V142L82 143V142H84L82 145L83 146H80V148L81 147H83V148H81L80 150L78 149H75V151H73V153H76V156L78 157V159H82V160H84L85 158L84 157H88V159H86L85 161H83L82 163L84 164L83 165V167L85 168L84 170L82 169V171L84 172H78L77 173V175H75V176H72V174H71V177H69L68 176V173H66V174H60L59 175V173H58V175L57 176H53V175H56V174H54L52 171H51V169H53V168H55V167H57V169H58V167L60 166L59 165V163H61L62 164V162H63V160L64 159H66V158H64L63 160L62 159H60L59 158V154H57L59 151H60V149L58 150V149H56L57 148V144L59 143L58 141H61V139L62 140H64L65 141V139L63 138L64 136V133H66L65 131L67 130L68 131V127L69 126H71ZM147 125V124H146ZM145 125V126H146ZM176 125V124H175ZM174 125V126H175ZM195 125V124H194ZM193 125V126H194ZM202 125H203V123H202ZM209 125V124H208ZM207 125V126H208ZM212 125V124H211ZM213 125H215V124H213ZM256 125V124H255ZM148 126V125H147ZM179 126V125H178ZM206 126V127H207ZM237 126V125H236ZM181 127V126H180ZM179 127V128H180ZM183 127V126H182ZM200 127V126H199ZM204 127H205V124H204ZM212 127V126H211ZM237 127H239V126H237ZM252 127V126H251ZM257 127H258V129H257ZM132 128V127H131ZM135 128V127H134ZM144 128V127H143ZM162 128V127H161ZM184 128V127H183ZM188 128V127H187ZM186 128V129H187ZM190 128H188L189 130H190ZM233 128V127H232ZM241 128V127H240ZM244 128V127H243ZM253 128V127H252ZM251 128V129H252ZM122 129V130H123ZM170 129H171V127H170ZM174 129V128H173ZM196 129H197V127H196ZM195 129V130H196ZM206 129V128H205ZM204 129V130H205ZM207 129H209V127H207ZM207 129H206V131H207ZM220 129V128H219ZM251 129H249V127L248 128H246V129H244V131H243V129H242V131H240V129H238V128H235V130L233 131L236 135H234L233 136V138H235V139H233V142H240L241 143V146H243V147H245L246 149L245 150H243L242 151V153L240 152L242 149H244V148H242L239 152L241 153V155H240V153L239 154H237V155H235V156H238V157H234L233 159H232V157L229 159V161L227 160V162L225 163L224 161V163L227 165V164H229V165H227V166H225V164H223V162H222V165H219V169H222V168H224V166L225 167H227V168H224V172L228 175V180L226 179V178H224L225 180H227V181H229V180H231L232 181V178L231 177H233V175L235 174V173H237L236 172V170L235 169H237V168H241V167H244V169L243 170H245L244 172H239L238 174L240 175V177H241V175H243L246 171H247V173H251V175H257L260 171H259V169H258V167H260V166H255L256 164H254L253 162H251V164H249L250 163V161H251V159H252V157H258V156H264V144H263V146H261V144L264 142V120L263 121H261V124H260V122H259V125L258 126H256V130H255V126H254V130H251ZM144 130V129H143ZM169 129H167V131H168ZM179 130V129H178ZM177 130V131H178ZM198 130V129H197ZM247 130H250V133L249 132H247ZM133 131V130H132ZM132 131H129L130 133H128L129 135L132 133ZM171 131V130H170ZM180 131H181V129H180ZM193 131V130H192ZM231 131V130H230ZM240 131V132H239ZM10 132H13V134H10ZM121 133L120 134H122V132L123 131H120ZM137 132V131H136ZM149 132V131H148ZM175 132V131H174ZM179 132V131H178ZM188 132V131H187ZM118 133H119V131H118ZM168 133V132H167ZM175 133H177V132H175ZM205 133V132H204ZM203 133V134H204ZM207 133V132H206ZM73 134V133H72ZM119 134V135H120ZM123 134H125V133H123ZM160 134V133H159ZM162 134H164V133H162ZM161 134V135H162ZM186 134V133H185ZM190 134V133H189ZM188 134V135H189ZM192 134V133H191ZM218 134V133H217ZM128 135V137H130ZM134 135V134H133ZM164 135H166V130H165V134ZM164 135H162L163 137H164ZM181 135V134H180ZM194 135V134H193ZM206 135V134H205ZM209 135V134H208ZM215 135H216V133H215ZM241 135V136H240ZM114 136H116V134H114ZM118 136V135H117ZM127 136V135H126ZM159 136V135H158ZM186 136V135H185ZM204 136V135H203ZM225 135H223V137H224ZM67 136H65V138H66ZM112 137V136H111ZM146 137V136H145ZM198 137V139L201 137V135H199V136H196V138ZM212 137V136H211ZM214 137V136H213ZM68 138V137H67ZM133 138V137H132ZM160 138V137H159ZM165 138V137H164ZM190 138H191V136H190ZM195 138V140L197 141V139ZM203 138V137H202ZM208 138H210V137H208ZM222 138V137H221ZM83 139H84V141H83ZM129 139V138H128ZM156 139V138H155ZM158 139V138H157ZM156 139V140H157ZM183 139H185V138H183ZM204 139H205V137H204ZM216 139V138H215ZM130 140H132V139H130ZM129 140V141H130ZM191 140H194L193 138H191ZM194 140V141H195ZM200 140V139H199ZM198 140V141H199ZM209 140V139H208ZM207 140V138H206V141H208ZM210 140H211V138H210ZM209 140V141H210ZM218 140V139H217ZM216 140V141H217ZM231 140V139H230ZM254 140H255V142H254ZM63 141V142H64ZM110 141V140H109ZM165 141V140H164ZM164 141H163V143H164ZM189 141V140H188ZM195 141V142H196ZM197 141V142H198ZM212 141V140H211ZM210 141V142H211ZM214 141V140H213ZM216 141H214V142H216ZM221 141H223V140H221ZM18 142H19V144H18ZM65 142H67V141H65ZM162 142V141H161ZM190 142V141H189ZM194 142V143H195ZM200 142V141H199ZM227 142V141H226ZM226 142H224V143H226ZM229 142V141H228ZM80 143V144H81ZM107 143V144H106ZM147 143V142H146ZM193 142H192V144H191V142H190V144H191V146L194 144ZM207 143H209V142H207ZM218 143H219V141H218ZM230 144H232L231 142H229ZM17 145V146H14V145ZM66 144V143H65ZM156 144V143H155ZM165 144V143H164ZM179 144V143H178ZM215 144H217V143H215ZM219 144H221V143H219ZM218 144V145H219ZM243 144V145H242ZM244 144L246 145V146H244ZM250 144H253V148H251V150H249L250 148H249V146H250ZM63 145V144H62ZM95 145V146H94ZM132 145V144H131ZM151 145H153V144H151ZM157 145V144H156ZM212 144H210V147H212V146H214V144L211 146ZM233 145H234V143H233ZM65 146V145H64ZM63 146V147H64ZM94 146V151L92 152V150L91 151H89V149H91V147H93ZM188 146H189V143H188ZM190 146V147H191ZM194 146V145H193ZM217 146V145H216ZM227 146V145H226ZM239 146H240V144H239ZM53 147V148H52ZM118 147H120V146H114V149L115 150H117V151H120L121 149H123V148H121L120 150H119V148ZM131 147V146H130ZM169 147V146H168ZM195 147V146H194ZM197 147V146H196ZM195 147V148H196ZM215 147V146H214ZM214 147H212V148H214ZM219 147H220V145H219ZM9 148H11V149H9ZM79 148V147H78ZM129 148V147H128ZM161 148H162V146H161ZM185 148V147H184ZM240 148V147H239ZM9 149V150H8ZM53 149V150H52ZM113 149V148H112ZM221 149H222V147H221ZM7 150H8V152H7ZM15 150V151H14ZM57 150V151H56ZM66 150V149H65ZM65 150H63V151H65ZM72 150H74V149H72ZM183 150V149H182ZM198 150V149H197ZM223 150V149H222ZM221 150V151H222ZM163 151V150H162ZM207 151H208V149H207ZM216 151V150H215ZM62 152V151H61ZM79 152H80V154H79ZM124 152V151H123ZM129 152V151H128ZM126 153V154H129V153ZM164 152V151H163ZM166 152V151H165ZM184 152V151H183ZM188 152V151H187ZM190 152V151H189ZM212 152H213V149H212ZM218 151H216L215 153H217ZM220 152V151H219ZM238 151H236V153H237ZM38 153V154H37ZM120 153H121V151H120ZM169 153V152H168ZM180 154H179V156L180 155H182L181 154V152H179ZM208 153H211V152H208ZM214 153V154H215ZM235 153V154H236ZM63 152H62V155L61 156H63ZM67 154V153H66ZM66 154H64V156H66ZM68 154H69V152H68ZM87 154V156H85ZM166 154V153H165ZM164 153L163 154H161V157L163 156V155H165ZM185 154V153H184ZM183 154V155H184ZM191 154V153H190ZM206 154V153H205ZM213 154V155H214ZM218 154V153H217ZM43 155H45L46 156V158L48 157V158H50L51 160H52V164L50 163H48V161L46 162V161H43V163H39L40 165L39 166H35L34 165V163L35 162H39L40 160H42V158L44 157ZM105 155V154H104ZM121 155V154H120ZM171 155V154H170ZM209 155V154H208ZM240 155V156H239ZM67 156H69V155H67ZM75 156V158H77ZM107 156V155H106ZM130 156V155H129ZM166 157H167V155H165ZM172 156V155H171ZM170 156V157H171ZM200 156H203V155H200ZM205 156V155H204ZM207 156V155H206ZM212 156V155H211ZM72 157V156H71ZM103 157V156H102ZM136 157V155L133 157L132 156V158L133 159H137V158H135ZM155 157V156H154ZM157 157V156H156ZM173 157V156H172ZM174 159L176 160V155H174ZM183 157H185V156H183ZM215 157V155L213 156V158ZM219 157V156H218ZM48 158H47V160H48ZM74 158V157H73ZM74 158V159H75ZM110 158V157H109ZM158 158V157H157ZM164 158V157H163ZM198 158V157H197ZM201 158V157H200ZM213 158H211V159H213ZM259 158V157H258ZM262 158V157H261ZM45 158H43V160H44ZM131 159V158H130ZM129 159V160H130ZM154 159V158H153ZM156 159V158H155ZM159 159V158H158ZM164 159H166V158H164ZM168 159V158H167ZM172 159V158H171ZM170 159V161L172 162V160ZM184 159V158H183ZM183 159H180V160H183ZM203 159V158H202ZM219 159V158H218ZM102 160V159H101ZM108 160V159H107ZM139 160H140V158H139ZM142 161H143V159H141ZM141 160L139 161L140 163H141ZM157 160V159H156ZM185 160V159H184ZM192 160H193V158H192ZM214 160H216V159H214ZM220 160V159H219ZM223 160V159H222ZM253 160V159H252ZM95 161V162H94ZM128 161V160H127ZM136 161H138V160H135V162ZM145 161V160H144ZM149 161V160H148ZM177 161V160H176ZM185 161H188L189 162V160H185ZM191 161V160H190ZM198 161V160H197ZM196 161V162H197ZM42 162V161H41ZM105 162V161H104ZM108 162V161H107ZM134 162V160H132V162L131 163H133ZM152 162H154L153 160H152ZM161 162V161H160ZM160 162H159V164H160ZM164 163H165V161H163ZM162 162V163H163ZM171 162H170V165H172L171 164ZM181 162V161H180ZM192 162H194V161H192ZM189 163V164H192V167H193V163ZM196 162H194V163H196ZM199 162V161H198ZM197 162V163H198ZM202 162H204V161H201V163L200 164H202ZM217 162H218V160H217ZM28 163H30L29 165H28ZM32 163V164H31ZM76 163V162H75ZM106 163V162H105ZM131 163H129L131 166L130 167H128V168H132V166H133V164H131ZM139 163V164H140ZM148 163V162H147ZM161 163V164H162ZM166 163H167V161H166ZM174 163V162H173ZM176 163V162H175ZM185 163V162H184ZM183 163V164H184ZM187 163V162H186ZM186 163H185V166H186ZM212 163V162H211ZM220 163V162H219ZM37 164V163H36ZM77 164V163H76ZM116 164V163H115ZM152 164V163H151ZM159 164H157L156 166H158ZM183 164H181L182 166H184ZM200 164H198V167H199V165ZM209 164V163H208ZM258 164H259V162H258ZM98 165V164H97ZM104 165V164H103ZM106 165H107V163H106ZM136 165H137V163H136ZM149 165V164H148ZM166 165H168V164H166ZM165 164H164V166H166ZM188 165V164H187ZM196 165V164H195ZM102 166V165H101ZM129 166V165H128ZM144 166V164H142V165H140V168L138 169V170H141V168ZM161 166V165H160ZM160 166H158V169L160 168ZM163 166V165H162ZM191 165H189V168H191L190 167ZM202 166V165H201ZM200 166V167H201ZM207 167H208V165H206ZM209 166H211V164L209 165ZM264 166V165H263ZM50 167V169L48 170L47 168H49ZM61 167V166H60ZM59 167V168H60ZM104 167H105V165H104ZM103 167V168H104ZM136 167H138V166H135V169H136ZM149 167H152V165L151 166H149ZM148 167V168H149ZM197 166L196 167H194V168H198ZM199 167V168H200ZM205 167V166H204ZM134 168V167H133ZM132 168V169H133ZM143 168H145V169H142V170H147L148 168L147 167H143ZM147 168V169H146ZM165 168V169H164ZM164 168H162L161 167V169H164V170H166V167H164ZM168 168V167H167ZM183 168H185V167H183ZM187 168V167H186ZM206 168V167H205ZM204 168V169H205ZM264 168V167H263ZM47 169V173L46 174H44V172H45V170ZM66 169H67V167H66ZM72 169V168H71ZM70 169V170H71ZM99 169V168H98ZM129 169V170H130ZM154 169V168H153ZM193 169V168H192ZM201 170H202V167L200 168ZM207 169V168H206ZM55 170H56V168H55ZM88 170V171H87ZM101 170V169H100ZM137 170V171H138ZM183 170V169H182ZM187 170V169H186ZM198 170V169H197ZM201 170H199V172L201 171ZM239 170V169H238ZM50 171L53 173H51L52 174V176H50L49 175V173H50ZM73 171V170H72ZM71 171V172H72ZM77 171V170H76ZM90 171H93V170H90ZM110 171V172H109ZM135 171V170H134ZM149 171V170H148ZM148 171H147V173H148ZM161 171V170H160ZM167 171H168V169H167ZM185 171V170H184ZM191 171V170H190ZM189 171V172H190ZM217 171H219V170H217ZM67 172H68V170H67ZM74 172H75V170H74ZM99 172V171H98ZM136 172V171H135ZM141 172V171H140ZM150 172V171H149ZM152 172V171H151ZM156 172V171H155ZM154 171L152 172V173H155ZM170 172V171H169ZM188 172V173H189ZM194 172H196V170L194 169ZM39 173V174H38ZM61 173V172H60ZM76 173V172H75ZM126 173V172H125ZM158 173V172H157ZM157 173H155V174H157ZM168 173V172H167ZM187 173V174H188ZM192 173V172H191ZM204 173V172H203ZM105 174H107L106 176H105ZM117 174V173H116ZM138 174V173H137ZM144 174L146 175V173L144 172ZM150 175H151V173H149ZM149 174H148V177H149ZM154 174V175H155ZM161 174H163V173H161ZM160 174V175H161ZM165 174H166V172H165ZM165 174H164V176H165ZM182 174L184 175H186V177H188L187 176V174L186 173H183V171H182ZM181 174V175H182ZM194 174V173H193ZM221 174V173H220ZM231 174H232V176H231ZM237 174V175H238ZM158 175V174H157ZM157 175L155 176V177H157ZM183 175H182V178H183ZM191 175V174H190ZM189 175V176H190ZM198 175V174H197ZM197 175H195V176H197ZM203 175V174H202ZM202 175H200V176H202ZM206 175V174H205ZM205 175H203V176H205ZM251 175H249L250 177H253V176H251ZM144 176V175H143ZM163 176V175H162ZM163 176V177H164ZM172 176H174V175H172ZM221 176H222V174H221ZM41 177H42V179H41ZM153 177V176H152ZM160 177V176H159ZM194 177V176H193ZM223 177V176H222ZM224 177H225V175H224ZM243 177V176H242ZM241 177V178H242ZM248 177V176H247ZM151 178V177H150ZM172 178H174V177H172ZM171 178V179H172ZM179 178V177H178ZM181 178V177H180ZM179 178V179H180ZM195 178V177H194ZM212 178V177H211ZM239 178V177H238ZM253 178H255V176L253 177ZM118 179V178H117ZM116 179V180H117ZM142 179V178H141ZM140 179V180H141ZM146 179H148V178H146ZM152 179V178H151ZM157 179V178H156ZM156 179H152V180H156ZM161 179V178H160ZM176 179V178H175ZM186 178H184V180H185ZM190 179H191V176H190ZM193 179V178H192ZM195 179H197V178H195ZM213 179V178H212ZM244 179H246V178H244ZM250 179V178H249ZM260 179V178H259ZM113 180V179H112ZM114 180H115V177H114ZM115 180V181H116ZM158 180V179H157ZM162 180H164V179H162ZM182 180V179H181ZM187 180V179H186ZM200 180V179H199ZM214 180V179H213ZM215 180H217V179H215ZM240 180V179H239ZM256 180V179H255ZM165 181V180H164ZM172 181V180H171ZM190 181H192V180H190ZM193 181H195V180H193ZM196 181H198V180H196ZM196 181H195V183H196ZM202 181V180H201ZM237 181H238V179H237ZM249 181V180H248ZM42 182V181H41ZM112 182V183H113ZM118 182V181H117ZM116 182V183H117ZM152 182V181H151ZM163 182V181H162ZM168 182V181H167ZM167 182H165V183H167ZM175 182H176V180H175ZM179 181H178V179H177V183H178ZM184 182V181H183ZM199 182V181H198ZM225 182V181H224ZM230 182V181H229ZM234 181H232V183H233ZM251 182H253L252 181V179H251ZM250 182V183H251ZM260 182V181H259ZM261 182H264V181H262V179H261ZM260 182V183H261ZM145 183H148V182H145ZM150 183V182H149ZM155 183V182H154ZM188 183V182H187ZM193 183V182H192ZM220 183V182H219ZM226 183V182H225ZM228 183V182H227ZM105 184V185H106ZM109 184V183H108ZM162 184V183H161ZM168 184V183H167ZM201 184V182L199 183V185ZM211 184V183H210ZM218 183H216V182H213L212 183V187H217L218 185H217ZM229 184V183H228ZM228 184H223V186L221 187V186H219V188H214L212 191H209V192H207V191H205L206 193H205V195L207 196V198L210 200V196L211 197H213V199L214 200H216V198L218 197V196H220V194L221 195H223L224 194V196H225V199H232V201H233V198H235V196L238 194V193H240V191H241V187H243V186H245L246 185V180H244V181H242V182H240L239 181V183L237 182V184L235 185V184H233V187H231V185H230V187H229V185ZM252 184V183H251ZM166 185V184H165ZM173 185V182H172V184L170 185V186H172ZM193 185H194V183H193ZM219 185H221V184H219ZM263 185V184H262ZM104 186V185H103ZM111 186V185H110ZM110 186H108V187H110ZM147 187H145L144 188V186H143V188L142 189H144V191L141 193V191H140V193L142 194V196L141 195H139L140 196V198H142V197H144V193H145V190L146 189H149L148 190V192H147V196L148 197H150V199H147L146 198V201L148 202H146L145 201V204L143 205L144 207H139V213L140 214H146L147 213V211H148V213L150 212V214L152 215V213L153 214H155V215H152V216H155V219H156V221H158V220H160L159 219V217H161V216H159L160 214L158 213L157 214V211H161V210H166L167 209V207H168V210L170 211V209L169 208H173L175 205H174V202H175V200H177V199H173L174 200V202L173 201H171V205L169 206H166V203L165 204H162L161 202L162 201H160L159 199H158V197L154 194L153 195V186L154 185H150L149 184V186L148 185H146ZM158 186V185H157ZM168 186V185H167ZM174 186H178V185H174ZM183 186H184V184H183ZM190 186V185H189ZM249 186V185H248ZM248 186H246V189H249L248 188ZM7 187H9V188H7ZM44 187V188H45ZM70 187V186H69ZM105 187V186H104ZM160 187V186H159ZM158 187V188H159ZM163 187H164V182H163ZM169 187V186H168ZM185 187H186V185H185ZM188 187V186H187ZM191 187V186H190ZM194 187V186H193ZM201 187V186H200ZM7 188V189H6ZM26 188H28V187H26ZM41 188V189H40ZM73 188V187H72ZM71 187H70V189H72ZM162 188V187H161ZM165 188V187H164ZM167 188V187H166ZM174 188V187H173ZM173 188H171L170 187V189L173 191ZM179 188V187H178ZM182 188V187H181ZM245 188V187H244ZM22 189V188H21ZM25 189V188H24ZM40 189V190H39ZM99 189V190H98ZM110 189H111V187H110ZM163 189V188H162ZM169 189V190H170ZM175 189V188H174ZM188 189V188H187ZM212 189V188H211ZM211 189H209V190H211ZM27 190V189H26ZM44 190V189H43ZM73 190V189H72ZM72 190H70V191H72ZM170 190V191H171ZM192 190V188L190 189V194H188V200L186 199L184 202L185 203H181V204H185V206L187 205V207H189L190 206V204L191 203H193L192 201L194 200V201H196V200H199V201H201L200 200V197H199V194H197L198 192H199V189H197L198 190V192L197 191H191ZM202 190H205V188L204 189H202ZM243 190V189H242ZM13 191V190H12ZM17 191H18V189H17ZM25 191V190H24ZM47 191V190H46ZM74 191V190H73ZM102 191V190H101ZM170 191H169V193H170ZM171 191V192H172ZM184 191V190H183ZM249 191V190H248ZM253 191H255V190H253ZM253 191H250L251 193H249V194H252V192ZM14 192V191H13ZM22 192V191H21ZM26 192H28V194H29V191H26ZM49 193H50V191H48ZM126 192V191H125ZM166 193H167V191H165ZM164 192V193H165ZM173 192H175V191H173ZM178 192V191H177ZM181 192H182V189H181ZM180 192V193H181ZM189 192V191H188ZM256 192V191H255ZM18 193H20V192H18ZM24 194H25V192H23ZM38 193V194H37ZM73 192H71V194H72ZM111 193V194H110ZM138 193V192H137ZM161 193L162 192H160V195H161ZM163 193V194H164ZM179 193V192H178ZM178 193H177V196L175 195V197L174 198H176V197H179L178 196ZM179 193V194H180ZM183 193H186V191L185 192H182V194ZM202 193H204V192H202ZM243 193V192H242ZM247 193V192H246ZM263 193H264V191H263ZM16 194V193H15ZM14 194V196H17V198H18V195H15ZM23 194V195H24ZM46 194H48V193H46ZM75 194V193H74ZM163 194L161 195V196H163ZM241 194V193H240ZM248 193H247V195H249ZM253 194H254V192H253ZM252 194V195H253ZM11 195H13V194H11ZM19 195H22V194H19ZM50 195H51V193H50ZM126 195V194H125ZM129 195H131V194H129ZM158 195V194H157ZM167 195V194H166ZM170 195V194H169ZM168 195V196H169ZM186 195V194H185ZM205 195H204V198H205ZM10 196V195H9ZM14 196H12V198L14 197ZM25 196V195H24ZM27 196V195H26ZM25 196V197H26ZM28 196H31V194H29ZM124 196V195H123ZM134 196V195H133ZM168 196H166V198H168ZM183 196V195H182ZM201 196V195H200ZM246 196V195H245ZM244 196V197H245ZM262 196H264V195H261V193H260V196L257 198L256 197V199H257V201H255V200H252V201H254V202H251V204L250 205H248V209H247V207H245L244 209H247V210H245L246 212H250L251 210H252V208H254L255 206H257V205H262L260 208H259V211H258V214H254V213H252V215L254 214V215H261V217L260 218H257V219H259V221H257V222H259V223H263L264 222V219L262 220L261 218L263 217L262 215H264V198L262 197ZM48 197H49V199H48ZM46 199H44V202H45V200H46V202H45V204L47 205V207L46 208H48V210H49V212L51 213L52 211H54L55 210V206H56V204H54L53 202H52V199H53V197H54V195H52V196H48ZM170 197V196H169ZM187 197V196H186ZM223 197V196H222ZM237 197V196H236ZM249 197H251V196H248V197H246L245 199H249ZM10 198V197H9ZM21 199H23L24 200V198H22V197H20ZM20 198H18V199H20ZM33 198V197H32ZM76 198V197H75ZM165 198V199H166ZM172 198V197H171ZM4 199V198H3ZM2 199V200H3ZM7 199V196H6V198L4 199V200H6ZM17 199V200H18ZM27 199V198H26ZM31 199V198H30ZM36 199V198H35ZM120 199V198H119ZM162 199H164V198H162ZM168 199H170V198H168ZM183 199V198H182ZM181 199V201H183ZM202 199V198H201ZM206 199V198H205ZM218 199V198H217ZM253 199V198H252ZM3 200V201H4ZM9 200V199H8ZM12 201L13 200H16L15 198L14 199H11ZM16 200V201H17ZM33 201H34V198L32 199ZM37 200V199H36ZM71 200V199H70ZM109 200V199H108ZM121 200V199H120ZM120 200H119V202H120ZM123 200V199H122ZM170 200H172V199H170ZM169 200V201H170ZM179 200V199H178ZM235 200V199H234ZM250 200V199H249ZM25 201V200H24ZM28 201V200H27ZM31 201V200H30ZM41 201V200H40ZM56 201H58L57 199H56ZM74 201V200H73ZM139 201V200H138ZM166 201H167V199H166ZM222 201H224V199L222 200ZM222 201H220V203L222 202ZM239 201V200H238ZM244 201V200H243ZM1 202V201H0ZM18 202V201H17ZM16 202V203H17ZM32 202V201H31ZM105 202H107V201H105ZM118 202V201H117ZM144 202V201H143ZM215 202V201H214ZM224 202H226V201H224ZM236 202V201H235ZM2 203V202H1ZM7 203V202H6ZM6 203H5V205H6ZM14 203V202H13ZM18 203H20V200H19V202ZM21 203H22V201H21ZM33 204H34V202H32ZM57 203V202H56ZM76 203V202H75ZM110 203V202H109ZM121 203H122V201H121ZM164 203V202H163ZM195 203V202H194ZM206 203H207V201H206ZM213 203V202H212ZM219 203V202H218ZM223 203V202H222ZM228 203V202H227ZM242 203V202H241ZM4 204V203H3ZM24 204V203H23ZM26 204V203H25ZM28 204V203H27ZM30 204V209H32L31 207V203H29ZM79 204V205H80ZM111 204V203H110ZM114 204V203H113ZM117 204H119V203H117ZM8 205V204H7ZM9 205H11V202L9 203ZM19 205V204H18ZM21 205V204H20ZM19 205V206H20ZM78 205V206H79ZM178 205H180V204H178ZM177 205V207H180V206H178ZM196 205V204H195ZM199 205V204H198ZM210 205H211V203H210ZM215 205V204H214ZM218 205V204H217ZM221 205V204H220ZM220 205H218V206H214V207H212V206H210V207H212L209 211H208V214H204L205 215V217H204V215H203V213H201L202 215H203V217L202 218H200V216H201V214H200V216H197L198 218H197V220L195 219V218H193V220L195 219L196 221H198V223H197V225L198 226H201L200 227V233H201V231L203 232V231H205L206 230V225L208 224L209 226H210V228L213 230V231H216V230H218L221 234H219L220 236L222 235L223 237H221L222 238V246L223 247H225V246H231L232 245V249H236V246H237V244L238 243H243L242 245H243V247H247V245L250 243V241L251 242H254L255 240H256V238H257V236L255 235V232L254 231H252L251 229H250V231H252V232H248V227L250 228V226H245V227H247V228H245L244 227V225H243V223L241 222H237V223H234L235 221H238V220H236L235 219V221L234 220H232L233 218H231V220L230 219H228V217L230 216V212H232L233 211V209H234V207H231V205H230V207H228L227 209H228V213H224V215L223 216H221V210H222V208H224V207H221L220 208ZM235 205V204H234ZM239 205V204H238ZM0 206H1V204H0ZM4 205H2V207H3ZM14 206V205H13ZM28 206V205H27ZM36 206V205H35ZM34 206V207H35ZM58 206V205H57ZM71 206V205H70ZM81 206V205H80ZM92 206V205H91ZM91 206H89V207H91ZM94 206V205H93ZM92 206V207H93ZM96 206V205H95ZM184 206V207H185ZM200 206V205H199ZM241 206H242V204H241ZM18 207V206H17ZM42 207V206H41ZM72 207V206H71ZM74 207H76V206H74ZM91 207V208H92ZM97 207V206H96ZM148 207H150V208H148ZM176 207V206H175ZM193 207H195V206H193L192 205V209H193ZM202 207H204V206H201V208ZM207 206H205V208H206ZM235 207H237L236 205H235ZM239 207V206H238ZM7 208H9V210H10V208L11 207H7ZM7 208H2L3 210H7ZM12 208H15V207H12ZM19 208V207H18ZM73 208V207H72ZM83 208H85V205H84V207ZM182 208V207H181ZM191 208V207H190ZM198 208H200V207H198ZM230 208V209H229ZM231 208H233V209H231ZM88 209V208H87ZM86 209V210H87ZM98 209V208H97ZM176 209V211H177V208H175ZM189 209V208H188ZM203 210H205L204 208H202ZM226 209V208H225ZM239 209V208H238ZM237 209V210H238ZM0 210H1V208H0ZM9 210H8V212H9ZM14 210H16V209H14ZM29 210V209H28ZM28 210H25V211H28ZM83 210V209H82ZM174 210V209H173ZM181 210H183V209H181ZM232 210V211H231ZM236 210V209H235ZM243 209H241L240 211H242ZM11 211H12V209H11ZM32 211V210H31ZM72 211V210H71ZM96 211V210H95ZM103 211V210H102ZM175 211V214L176 213H179L178 211H179V209H178V211L176 212ZM187 211H189V210H187ZM186 211V212H187ZM191 211V210H190ZM239 211V212H240ZM13 212V211H12ZM22 212V211H21ZM24 212V211H23ZM32 212H34V211H32ZM43 212V211H42ZM166 212H167V210H166ZM165 212V213H166ZM174 212V211H173ZM181 212V211H180ZM238 212V211H237ZM236 212V213H237ZM243 212V211H242ZM1 213V212H0ZM14 213V212H13ZM12 213V214H13ZM26 213H28V212H26ZM54 213H56V212H54ZM118 213V212H117ZM139 213L137 214V215H139ZM164 213V212H163ZM172 213V212H171ZM182 213V212H181ZM198 213V212H197ZM200 213V212H199ZM198 213V214H199ZM223 213V212H222ZM235 213V214H236ZM241 213V212H240ZM8 214V213H7ZM11 214V213H10ZM10 214H9V219L11 218L10 217ZM17 214H18V212H17ZM29 214V213H28ZM27 214V215H28ZM43 214V213H42ZM49 214V213H48ZM53 214V213H52ZM180 214V213H179ZM192 214V213H191ZM191 214L189 215L188 214V217L189 216H191ZM233 215H234V213H232ZM238 214V213H237ZM244 214H246L245 212H244ZM243 214V215H244ZM21 215V214H20ZM23 215V214H22ZM63 215V216H64ZM104 215V214H103ZM114 215V214H113ZM147 215V216H146ZM145 216H143V215H139V216H141V217H143V218H141V222H146V225H147V220H148V218L150 217L151 218V216L149 215V214H146ZM161 215H162V213H161ZM181 215V214H180ZM185 214H182L181 216H184ZM232 215V216H233ZM239 215H241V214H239ZM16 216V215H15ZM31 216V215H30ZM33 216V215H32ZM38 216V215H37ZM62 215L60 216V217H63ZM66 216V215H65ZM66 216V217H67ZM87 216V215H86ZM178 217H175V219L176 218H181V216H179V215H177ZM236 216V215H235ZM242 216V215H241ZM240 216V217H241ZM246 216V215H245ZM250 216V215H249ZM19 217V216H18ZM39 217V216H38ZM37 217V218H38ZM47 217V216H46ZM50 217V216H49ZM52 217V216H51ZM56 218H57V216H55ZM174 217V216H173ZM192 217V216H191ZM234 217V216H233ZM238 217V216H237ZM254 217V216H253ZM256 217V216H255ZM17 218V217H16ZM22 218V217H21ZM28 218V217H27ZM26 218V219H27ZM40 218V217H39ZM45 218V217H44ZM58 218H59V216H58ZM136 218V217H135ZM186 218V217H185ZM184 218V219H185ZM236 218V217H235ZM8 219V218H7ZM23 219H24V217H23ZM23 219H21L23 222H24V220ZM61 219V218H60ZM64 219V218H63ZM62 219V220H63ZM152 219V218H151ZM150 219V220H151ZM244 219V218H243ZM6 220V219H5ZM11 220L12 219H10V222H11ZM14 220V219H13ZM16 220V219H15ZM14 220V221H15ZM18 220V219H17ZM17 220H16V222H17ZM31 220V219H30ZM33 220V219H32ZM31 220V221H32ZM46 220V219H45ZM55 220V219H54ZM58 220V219H57ZM86 220V221H85ZM111 220V219H110ZM135 220V219H134ZM140 220V219H139ZM138 220V221H139ZM177 220V219H176ZM180 220V219H179ZM182 218H181V221L180 222H182ZM9 221V220H8ZM13 221V222H14ZM19 221H20V219H19ZM60 221V220H59ZM78 221V220H77ZM84 221H85V223H84V226L85 227H87L88 228V226H89V224H90V221H89V219H87V218H85L84 219ZM123 221V220H122ZM136 221V220H135ZM153 221H154V219H153ZM152 221V222H153ZM185 220H183V222H184ZM188 221V220H187ZM234 221V222H233ZM240 221V220H239ZM245 221V220H244ZM5 222V221H4ZM61 222V221H60ZM59 222V223H60ZM64 222V221H63ZM152 222H151V224H152ZM155 222V221H154ZM160 222V221H159ZM166 222V221H165ZM168 222H170V221H167V223ZM182 222V223H183ZM256 222V221H255ZM12 223V222H11ZM15 223V222H14ZM32 223V222H31ZM43 223V222H42ZM46 223V222H45ZM66 223V222H65ZM72 223V222H71ZM97 223V222H96ZM139 223V222H138ZM149 223V222H148ZM166 223V224H167ZM176 223V222H175ZM196 223V222H195ZM15 224H17V223H15ZM24 224V223H23ZM92 224V223H91ZM142 224H144V223H142ZM157 224V223H156ZM159 224V223H158ZM161 224H162V222H161ZM161 224H159L158 226H160ZM163 224H164V222H163ZM171 224V223H170ZM170 224H168L169 226L168 227H170L169 229L167 228V230L166 231H168V230H172L173 228H171V226H172V224L170 225ZM179 224V223H178ZM12 225H14V224H12ZM21 225V224H20ZM27 225V224H26ZM38 225V224H37ZM65 225V224H64ZM63 224H62V226H64ZM69 224H67V226H68ZM107 225V224H106ZM113 225V224H112ZM181 225V224H180ZM186 225V224H185ZM259 225V224H258ZM4 226H6V225H4ZM9 226V225H8ZM11 226V225H10ZM18 226H19V224H18ZM55 226V225H54ZM53 226V227H54ZM100 226V225H99ZM176 226V225H175ZM197 226V227H198ZM31 227V226H30ZM66 227V226H65ZM65 227H60L59 225H58V222H57V224H56V226L54 227V228H59V229H61L62 230V233H63V231H65V233L67 234V238H68V229H66ZM70 227H71V225H70ZM75 227V226H74ZM115 227V226H114ZM163 226L161 225V228H162ZM178 227L180 228L181 226H179L178 225ZM182 227H184V226H182ZM12 228H13V226H12ZM17 228H19V227H17ZM42 228V227H41ZM179 228H177V229H179ZM193 228H195V227H193ZM199 228V227H198ZM209 228V229H210ZM245 228V229H244ZM254 228V227H253ZM255 228H256V226H255ZM5 229V228H4ZM24 229V228H23ZM53 229V228H52ZM58 229V231H60ZM113 229V228H112ZM163 229V228H162ZM165 229V228H164ZM182 228H180V230H181ZM189 229V228H188ZM197 229V228H196ZM9 230V229H8ZM12 230V229H11ZM19 230V229H18ZM31 230V229H30ZM179 230V233L178 234H180L182 231H180ZM186 230V229H185ZM194 230L195 229H190L189 231H191L190 233H193L194 232ZM198 230V229H197ZM2 231V230H1ZM16 231V230H15ZM14 231V232H15ZM28 231V230H27ZM48 231V230H47ZM160 231H161V229H160ZM177 231V230H176ZM188 231V230H187ZM186 231V232H187ZM211 231V230H210ZM21 232V231H20ZM164 232V231H163ZM163 232H161V233H163ZM168 232H170V231H168ZM183 232H184V230H183ZM196 232V231H195ZM194 232V233H195ZM219 232H217L216 231V233H219ZM61 233V232H60ZM158 233V232H157ZM156 233V234H157ZM160 233V232H159ZM165 233V232H164ZM189 233V232H188ZM193 233V234H194ZM205 233V232H204ZM210 233V232H209ZM244 233H246V235H247V237H243L244 236ZM43 234V233H42ZM46 234V233H45ZM44 234V235H45ZM187 234V233H186ZM212 234V233H211ZM50 235V234H49ZM100 235V234H99ZM159 235V234H158ZM167 235V236H166ZM181 235H184V234H181ZM191 235V234H190ZM195 235V234H194ZM193 235V236H194ZM18 236V235H17ZM23 236V235H22ZM32 236H34V235H32ZM46 236V235H45ZM51 236V235H50ZM62 236H64V235H62ZM66 236V235H65ZM163 236V235H162ZM161 236V237H162ZM256 236V237H255ZM59 237V236H58ZM157 237V236H156ZM158 237H160V235L158 236ZM160 237V238H161ZM179 237H180V235H179ZM184 237V236H183ZM186 237V236H185ZM213 237V236H212ZM24 238V237H23ZM30 238V237H29ZM41 238V237H40ZM46 238V237H45ZM66 238V237H65ZM67 238H66V240H65V244L63 245L64 247L63 248H61L60 247V249L58 250V251H60V252H58L57 250V252L56 253H54V252H50L49 251V249L47 248V247H45V248H47L48 250L46 251L47 253H49V257L51 258V260L52 261H54V263H55V261H59V264H68V257H71L70 255H72V250H71V252H70V255L68 256V240H67ZM181 238V237H180ZM216 238H219L218 236L216 237ZM259 238V237H258ZM168 239H170V237L168 238V233L166 232L165 233V235L162 237V239H161V242H165L166 240H168ZM238 239V240H237ZM33 240V239H32ZM40 240V239H39ZM59 240V239H58ZM154 240V239H153ZM212 240V239H211ZM216 240V239H215ZM218 240V239H217ZM221 240V239H220ZM31 241V240H30ZM38 241V240H37ZM36 241V242H37ZM48 241V240H47ZM55 241V240H54ZM160 241V240H159ZM169 241V240H168ZM183 241V240H182ZM258 239H257V243L256 244H258ZM169 242H171V241H169ZM187 242H189V241H187ZM191 242L192 241H190V244H191ZM198 242V241H197ZM215 242V241H214ZM218 242V241H217ZM237 242V243H236ZM260 242H263V241H259V243ZM57 243V242H56ZM77 243V242H76ZM172 243V242H171ZM170 243V244H171ZM193 243V242H192ZM205 243V242H204ZM211 243V242H210ZM28 244V243H27ZM47 244H49V243H46L45 245H47ZM153 244V243H152ZM187 244V243H186ZM263 244V243H262ZM52 245H53V242H52ZM177 245V244H176ZM193 245V244H192ZM191 245V246H192ZM194 245H195V243H194ZM251 245H252V243H251ZM264 245V244H263ZM3 246V245H2ZM18 246V245H17ZM38 246V245H37ZM42 246H44L43 245V243H42ZM54 246H56V245H54ZM71 246H73V245H71ZM171 246V245H170ZM198 246V245H197ZM203 246V245H202ZM253 246V245H252ZM251 246V247H252ZM254 246H255V244H254ZM21 247V246H20ZM26 247V246H25ZM31 247V246H30ZM48 247H52L51 246V244L48 246ZM189 247V246H188ZM195 247L196 246H194L192 249L190 248V251H189V248H188V253L187 254H192V253H195L196 251H198L199 252V250L197 249H195ZM222 247V248H223ZM250 247V248H251ZM260 247H261V245H260ZM35 248V247H34ZM58 248V247H57ZM200 248V247H199ZM249 248V249H250ZM256 248V247H255ZM259 248V247H258ZM257 248V249H258ZM20 249V248H19ZM24 249V248H23ZM69 249H72V248H70L69 247ZM262 249V248H261ZM263 249H264V247H263ZM4 250V249H3ZM30 250V249H29ZM40 250V249H39ZM260 250V249H259ZM52 251H53V249H52ZM182 251V250H181ZM239 251V250H238ZM255 251H258V250H255ZM18 252H20V251H18ZM29 252V251H28ZM34 252V251H33ZM75 252V250L73 251V253ZM175 252V251H174ZM183 252V251H182ZM250 252V251H249ZM260 252H262V250L260 251ZM2 253V252H1ZM4 253V252H3ZM2 253V254H3ZM6 253V252H5ZM29 253H31V252H29ZM42 253V252H41ZM76 253V252H75ZM75 253H74V255H75ZM186 253V252H185ZM213 253V252H212ZM19 254V253H18ZM22 255H24L25 254V252H24V254L23 253H21ZM20 254V255H21ZM31 254H34V253H31ZM38 254H40V253H38ZM37 254V255H38ZM179 254V253H178ZM197 254V253H196ZM256 254H257V252H256ZM17 255V254H16ZM19 255V256H20ZM30 255V254H29ZM28 255V253H27V256H29ZM36 255V254H35ZM47 255V258H48V254H46ZM240 255V254H239ZM18 256V257H19ZM25 256V255H24ZM44 256V255H43ZM73 256V255H72ZM0 257H4V256H0ZM13 257V256H12ZM11 257V258H12ZM16 258H18L17 256H15ZM22 257V256H21ZM31 257V256H30ZM75 257V256H74ZM73 257V258H74ZM186 257V255L184 256V253H180L179 254V257L177 258V259H179V258H181L182 259V261H184L185 260V262H186V260H188V259H184ZM16 258H14V263H15V261H18V260H15ZM23 258V257H22ZM33 258V257H32ZM46 258V257H45ZM46 258V259H47ZM175 258V257H174ZM19 259H20V257H19ZM41 259V258H40ZM44 259V258H43ZM45 259V260H46ZM70 259H72V257L70 258ZM180 259V260H181ZM184 259V260H183ZM206 259V258H205ZM204 259V260H205ZM3 260V259H2ZM36 260V259H35ZM50 260V261H51ZM73 260V259H72ZM77 260V259H76ZM174 260V259H173ZM75 261V260H74ZM127 261V260H126ZM175 261V260H174ZM182 261H180V262H182ZM33 262V261H32ZM72 262V261H71ZM95 262H97L96 260H95ZM173 262V261H172ZM177 262V261H176ZM175 262V263H176ZM20 263V262H19ZM31 263V262H30ZM58 263V262H57ZM70 263V262H69ZM98 263V262H97ZM187 263V262H186ZM45 264V263H44ZM52 264V263H51ZM101 264V263H100ZM182 264V263H181ZM185 264V263H184Z\"/></svg>",
  "mask_w": 264,
  "mask_h": 264
}]
</instances>
